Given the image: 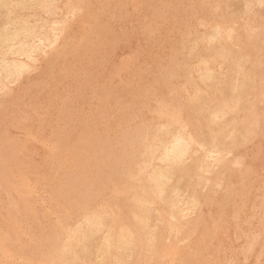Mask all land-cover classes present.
I'll use <instances>...</instances> for the list:
<instances>
[{
  "label": "rangeland",
  "instance_id": "obj_1",
  "mask_svg": "<svg viewBox=\"0 0 264 264\" xmlns=\"http://www.w3.org/2000/svg\"><path fill=\"white\" fill-rule=\"evenodd\" d=\"M55 1L51 0L52 3H50V5H51L50 11L51 10L52 11L50 13L46 14V13L41 12L39 9H36L34 7H26L23 10V14L26 16V18L28 19V22L31 25H35V26L39 27L42 22H45L44 23V29L39 30V33H46L49 39H52L54 37L57 40V41L55 40L56 43H53V45H50V46H48L47 43H44L45 45L41 46V48L37 51L38 53L34 54L33 59L34 58H38V59H34V60H36L35 62H34V60L27 62L28 69L19 76L20 78L18 77L16 79H12V80L7 79V81H6V79L2 78L0 80L1 81L0 82V200L2 201V199H3V201H4V202L0 201V205L1 204L3 205V206L2 205L0 206V209H1L0 210V212H1L0 218L1 219L3 218L2 220L0 219V221H1V223H0V229H1L0 230V234H1L0 238L2 236H6V235L8 236V237H6L7 239L6 238L4 239L7 241L8 244L6 243V241H5V243L4 242L2 243V241H4L3 240L4 237H2L0 239V243L2 244V246L4 244L3 248L0 244V264H13V263L14 264L15 263L16 264H36V263L37 264L38 263L39 264H47V263L48 264H53V263H55V264H60V263H62V264H69V263L70 264H91V263H93V261H92L93 256L90 257L88 259L89 260L88 261L86 258H82L80 256L79 251L77 253V250L76 251L74 250V244H72L69 241V237H70L72 231L75 230V227L77 229L83 228V226L85 224V220L87 217H89L90 215L94 216V215H98V214L104 215L105 218L110 220L111 224H113V225H111V226H113L112 229H114V230L112 231V229H111L110 230L111 233L108 231L102 232V234H101L102 236H100V238L96 241V244L101 242L102 238L113 237L114 235H116L118 233L117 230H119V231L120 230H124V231L126 230V231H130L131 233H134L132 235H133L134 239L136 238L135 240H137L136 241L137 244H135V241H133L134 244H133L132 249H134V248L135 249L134 250L131 249V251H130V254L133 255V253H134V255L132 256V259H131L130 258L131 255L127 254L128 256L125 257V262H123V264H130V263L131 264H137V263L138 264H154V263L159 264L160 262L156 263V262L151 261V260H155V259H156V261H157V259H158V261L162 260L161 263L163 262V264H171V262L173 264H187L189 262H190L189 264H194V262H195V264H198L199 262H200V264L201 263L202 264L203 263L204 264H206V263L207 264H210V263L211 264H216V263L217 264H220V263H222V264H226V263L227 264H236V263L237 264H264V258H263L264 257V255H263V253H264V249H263L264 248L263 247L264 246V242H263L264 241V239H263V236H264V233H263L264 232V185L263 184L264 183H262V181L264 182V171H263L264 170V164H263L264 163V160H263L264 159V151H263L264 150V147H263L264 146V144H263L264 143V135H263L264 134V128H263V126H264V82H263L264 79L263 78L264 77H262V75H264V72H262V71H264L263 70L264 69L263 68L264 67V49H263L264 43L262 45V41L264 40V38H263L264 37V9H262V8H264V0H261V1L260 0H258V1L254 0V2H253V0H236V1L235 0H232V1L231 0H224V2H223V0H215V1L209 0L210 2L208 0H203V1L202 0H196V1L195 0H193V1L189 0L191 2H188V0H60V1L55 0ZM84 1H87V2H84ZM88 1H89V3H88ZM205 1H207V2L205 3ZM211 2H213V3L211 4ZM217 2L219 4H217ZM226 2H228V3H226ZM241 2H243V3H241ZM71 3H72V7H71ZM84 4L87 6H85ZM201 5H204L205 8H202L203 6H201ZM208 5H209V7H208ZM229 5H230V7H228ZM261 6H263V7H261ZM118 7H119V9H118ZM210 7H212V8H210ZM72 8H74V9H72ZM226 8H227V10H225ZM204 9H206L207 11ZM77 10H79L78 11L79 13L77 12ZM230 10H231V12H230ZM76 12L78 15L76 14ZM90 12H91V14H90ZM119 12H121V13H119ZM245 12H247V15L245 14ZM92 13H94V15H92ZM226 13H227V15H225ZM0 14H1V12H0ZM85 15H86V18L84 17ZM89 16L90 17L92 16V17L90 18ZM69 17L73 20H71ZM72 17H74V18H72ZM88 17H89V19H87ZM133 17H135V18H133ZM225 17H227V18H225ZM83 18L85 20L86 19L89 20L90 22L89 21L87 22V20H86V22L84 23ZM210 19H212L211 22L209 21ZM215 20L217 21L218 25H216ZM93 21H94V23H92ZM135 21H137V22H135ZM236 21H237V23H236ZM36 22H38V23H36ZM69 22H71V23H69ZM0 23H1V18H0ZM52 23L57 24L56 31H55L54 35H52V33L49 30ZM83 24H84V26H86V27H84L85 30L83 29ZM214 24H215V26H214ZM250 24H251V26H254V27H250ZM206 26H207V28H206ZM159 27H161V29ZM256 27H258V28H256ZM154 28H155V30H154ZM204 28L206 29L205 31H204ZM212 28H213V30H211ZM254 28H255V30H254ZM154 31H156V32H154ZM200 31H201V33H200ZM82 32H83V34H82ZM158 32H160V33H158ZM206 32L208 33V35H206L207 34ZM212 32L213 33L217 32V33L213 35ZM242 33H243V35H242ZM160 34L162 36H160ZM148 35H150V36L153 35V37H150ZM156 35H157V37H156ZM158 35H159V37H158ZM71 36H72V38H71ZM82 36L85 38V40H83L84 38ZM154 36H155V38H154ZM164 37H165V39H164ZM214 37L216 40L214 39ZM144 38H145V40H144ZM158 38H159V40H158ZM166 38H169L170 40L169 39L167 40ZM179 38H181L180 41L177 40ZM194 38H195V40H194ZM205 38H207V39H205ZM217 38H219V41H220L219 43L216 42V41H218ZM69 39H70V41L72 39L73 40L70 42ZM149 39H150V41H149ZM154 39H155V41H154ZM209 39L211 40L210 42H209ZM141 40H142V42H141ZM157 40H158V42H156ZM163 40L165 43L163 42ZM182 40H184V41H182ZM201 40H202V42H201ZM75 41L77 42V44ZM145 41H146V44H144ZM214 41H215V43H213ZM240 41H242V42H240ZM78 42H79V44H78ZM161 42H163V44ZM177 42H179V45ZM180 42H182V43H180ZM81 43H82V45H81ZM141 43H143V44H141ZM197 43H198V45H197ZM200 43H202L203 45H201ZM62 44L64 46H62ZM149 44H150V46H149ZM152 44H154V45H152ZM194 44H196V45H194ZM77 45H78V47H76ZM169 45H170V49H167L169 47ZM57 46H59V48ZM151 46L155 49H153ZM171 46H173V48ZM66 48H67V50H66ZM194 48H195V51H194ZM75 50H77L78 53H75ZM132 50H133V53H132ZM135 50L137 53H139V55L137 53H136L137 55L135 54ZM209 51L210 52L212 51V52L210 53ZM194 52L195 53L198 52L197 53L198 55L194 54L197 57H195L192 54ZM202 53H204L203 55L206 54L205 55L206 57L202 56ZM56 54L58 56H56ZM153 54H155V55H153ZM190 54H192V55H190ZM199 54H201V55H199ZM69 55H70V57H69ZM73 55H74V58H73ZM261 55L263 58L261 57ZM44 56H47V57L44 58ZM75 56H77V57H75ZM184 56L186 58L188 57L187 60H186V58H184ZM135 57L138 58L137 62H136ZM203 57H204V59H203ZM41 58H43V60H41ZM67 58H68V60H67ZM71 58H73V59H71ZM58 59L61 61H59ZM62 59H63V61H62ZM88 59H90V61ZM144 59H146V60H144ZM183 60H186V62L187 61L188 62L185 63V61H183ZM210 60H213L214 62H210ZM38 61H40V62H38ZM232 61L234 63H232ZM152 62H153V64H152ZM218 62H220V63H218ZM114 63L116 64L115 66H114ZM142 63H143V65H142ZM205 63L207 66L205 65ZM259 63H260V65H259ZM37 64H39V65H37ZM64 64L68 65V66L66 67ZM194 64H196V65H194ZM212 64H214V65H212ZM223 64H224L225 68L223 67ZM59 65H60V67H59ZM62 65H64V66H62ZM110 65L113 66L112 70H111L112 66H110ZM148 65H149V67H146ZM187 65H189V66H187ZM127 66H128V68H127ZM205 66H206V68L210 69L212 72V75H213V81L212 82L213 83L212 82L209 84L203 83L204 84L203 85L202 82H200V80L198 78L199 77L198 73H200L202 71V69L205 68ZM242 66H243V68H242ZM258 66H259V68H258ZM45 67L46 68L48 67V68L46 69ZM61 67H64L63 71L61 70L62 69ZM93 67L96 69H94ZM104 67L105 68L107 67V68L105 69ZM136 67H138V68H136ZM216 67H217V69H216ZM234 67L237 68V70H235ZM119 68H122V70H120ZM177 69L180 71V73L183 71L181 73V75L183 74V77L180 75V73L178 74L179 71ZM221 69H222V71H221ZM30 70H32V71H30ZM45 70H46V72H45ZM171 70H174V71H171ZM175 71H176V73H175ZM240 71L246 75V78H242L240 75H238ZM260 71H261V73H260ZM59 72H60V74H59ZM214 72H216V73H214ZM134 73L136 75H134ZM167 73H168V75H167ZM57 74H58V76H57ZM63 74H65V75H63ZM110 74H111V76H110ZM131 74H133L132 77H131ZM143 75L144 76L146 75L145 76L146 78L143 77ZM164 75L166 76L165 78H167L166 81H164L165 80ZM222 75H224L223 76L224 78L221 77ZM236 75H238L240 77H237ZM54 76H55V78H54ZM136 76L138 78H140V80L142 77V79L145 80V82L143 83V80H141V81L138 80ZM254 76H256L257 78ZM180 77H181V79H180ZM168 78H169V80H168ZM58 79L61 81H59ZM126 79H127V81H126ZM146 79H147V81H146ZM160 79H161V81H160ZM177 79H178V81H177ZM256 79L258 80V82ZM32 80H34V81H32ZM116 80H117V82H116ZM130 80H131V82H130ZM228 80H230V81H228ZM2 81H3V83H2ZM13 81H15V82H13ZM26 81H28L29 84ZM49 81H50V83L51 82L52 83L50 84ZM133 81H134V83H133ZM169 81L171 84L173 82L174 83L171 85L169 83ZM176 81L179 83H177ZM214 81H216L217 84L214 85V83H216ZM34 82L36 84H34ZM119 82H120V84L121 83L122 84L120 85ZM129 82H130V85H129ZM141 82H142V84H141ZM150 82H151V85H150ZM155 82H157V83H155ZM53 83L57 86H55ZM124 83H126V84H124ZM160 83H163V84H160ZM223 83L226 84L227 87L225 85L222 86ZM11 84H13V85H11ZM22 84H23V86H22ZM59 84H61V85H59ZM139 84H141L140 87H139ZM155 84L156 85L159 84V85L156 86ZM3 85H4V87H3ZM122 85H123V88L121 87ZM128 85H129V87H128ZM163 85H164V87H163ZM180 85H181V87H180ZM176 86H178V87H176ZM233 86H234V88H233ZM260 86H262L263 88L262 87L260 88ZM113 87H114V89H113ZM175 87L177 89H175ZM25 88H26V90H25ZM115 88L118 90L121 89L122 91L119 90V92H118V90L116 91ZM135 88H136L137 92H135L136 91ZM170 88H171V90H170ZM223 88L225 89V91ZM32 89H33V91H32ZM123 89L125 90L126 93L123 91ZM198 89L200 91H198ZM220 89H222V91ZM235 89H237V91H238L237 95H236L237 91H235ZM246 89H248V90H246ZM255 89H259L260 91L258 90V92H257V90H255ZM261 89H262V91H261ZM13 90H14V92H13ZM15 90L17 91V93ZM156 90H158V91H156ZM159 90H160V92H159ZM167 90H168V92H167ZM113 91H116V92H113ZM203 91H205L207 93H204ZM245 91H246V93H245ZM2 92H4L5 94L3 95ZM221 92H223V93H221ZM259 92H263V93H259ZM40 93L43 97L40 95ZM151 93H153V94H151ZM161 93H164L163 95L165 97ZM15 94H16V96H14ZM201 94H202V96H201ZM204 94H206V95H204ZM238 94H241V95H239V97H238ZM147 95L149 96V98ZM160 95L163 97L160 98ZM168 95H170L169 97H171V99H170L171 103H170L169 99L167 98ZM210 95H212V96H210ZM230 95H231V97H230ZM176 96H178V97L176 98ZM9 97H10V99H9ZM124 97H126V98H124ZM172 97H173V99H172ZM213 97L216 99H214ZM110 98L113 100H111ZM163 98L164 99L166 98L165 102H164V100L162 102ZM236 98H237V100H236ZM117 99H118V101H117ZM149 99L150 100L153 99L152 100L153 102L152 101L150 102ZM178 99H179V101H177ZM102 100H104V101H102ZM107 100H109V101H107ZM119 100L120 101L122 100V101L120 102ZM216 100H218V101H216ZM147 101H148V103H147ZM188 101H190V102H188ZM254 101H255V103H254ZM106 102H108V104ZM109 102H110V104H109ZM113 102L115 105L113 104ZM180 102H182V103H180ZM208 102H209V104H207ZM234 102H236V103H234ZM161 103L163 105H161ZM175 103H176V105H175ZM256 103H257V106H256ZM103 104H105V105H103ZM118 104L119 105L121 104L122 106L121 105L119 106ZM146 104H148V105H146ZM155 104H157L158 107ZM178 104H179V106H178ZM187 104L190 108L187 106ZM190 104L194 105V108L195 107H197V108L193 109V106H191ZM204 104H207L208 108L202 106ZM260 104L263 106V108ZM185 105H186V107H185ZM105 106H106V108H105ZM169 106H171V107H169ZM176 106H177L178 110L175 108ZM182 106H183V108H182ZM165 107H167V108H165ZM216 107L217 108H224L226 110V113H225V115L220 117L221 121L218 119V120H216V122L212 123V121H209L210 119H208V116H210L209 112L217 109ZM154 108H155V110H154ZM171 108H172V111L175 113H173L171 111ZM214 108H216V109H214ZM110 109H112L113 112ZM167 109H168V111H167ZM183 109L185 111H182ZM198 109H200V110H198ZM209 109L210 110L213 109V110L209 111ZM253 109H254V111H253ZM108 110H110V111H108ZM115 110H117V111H115ZM120 110H121V112H118ZM192 110H193V112H191ZM199 111H201V112H199ZM189 113L191 116L189 115ZM204 113H205V116L203 115ZM156 114H157V116H155ZM167 114L170 116H168ZM172 114H173V116H172ZM108 115H110V116H108ZM161 115H163V116H161ZM201 115L204 117L202 118ZM113 117H115V118H113ZM147 117H149L151 119H149ZM180 117L182 118V120ZM153 118L156 120H154ZM204 118H206L207 120ZM106 119H108V121ZM140 119H142V120H140ZM173 119H175V120H173ZM230 119H231V121H230ZM169 120H170V122H169ZM192 120H194L193 122L195 124L192 122ZM198 120H199V122H198ZM144 121L147 123L146 125H145ZM152 121H154V122H152ZM165 122L167 124L164 125ZM210 122H211V124H210ZM156 124H157V126H156ZM162 124L164 126H160ZM170 124H171V126H170ZM231 124H232V126H231ZM238 124L240 127L238 126ZM198 125H200V126H198ZM141 126H143V128ZM219 126H221L220 129H219ZM252 126H254V127H252ZM147 127H148L149 132L147 131ZM208 127H209V129H208ZM162 128L168 129L169 132L172 134H177V133L185 134L187 132L188 134H190L195 139L196 142L201 141V139L206 140L210 136L211 137L214 136L215 140L213 142V145L215 147H218V150L217 149L216 150L221 155L222 160L220 159L221 157L219 154L217 156L218 158H216V160H214V161H213V159L212 160L207 159L208 156L210 155L211 151H213V149L210 145H208V146L205 145L203 147H199V146L194 145L193 148L190 150L191 153L189 152L190 155L188 154V156L184 162L185 164H183V167L175 174V179H172V181L167 186L166 192L168 193V195L166 194L165 200L163 201V200H159L157 198L151 197L152 198L151 202L148 204L150 206L149 216L151 217V218H149L150 221L148 223L149 224V230H148V229L143 228L141 226V224L139 223V220L137 217H139L140 215H139L138 210L135 208L133 201L135 198H137V196H142L144 191H147V190L150 191V189H151L148 182H145V181H147V173H148L149 169L147 170L146 173H143V174L140 173L139 170L141 169V167L144 166V163H145L144 161H147V154H146L147 146H149L150 143H152L155 139H157V140H159V138L162 139L160 137L159 132H158ZM140 129H141V131H140ZM180 129L182 131H180ZM155 130H156V132H155ZM217 131H218V133H217ZM227 131L229 132V134H227ZM144 132L146 134H144ZM258 132H259V134H258ZM150 133H152L151 134L152 136L150 135ZM195 133H197V134H195ZM140 134H142V135L144 134L143 137L144 136H146V137L143 138L142 135H140ZM249 134H250V136H249ZM252 134H253V136H252ZM153 135H155L156 138ZM199 136H201V137H199ZM239 138H241V139H239ZM143 139H144V141H143ZM259 139H260V141H259ZM151 140H152V142H151ZM246 140H248V141H246ZM137 141L140 143H138ZM225 141H227V142H225ZM258 143H260V144L258 145ZM136 144H138V145H136ZM251 144H252V146H250ZM18 145L21 147V149L19 148ZM22 145L25 146L26 148L24 147L25 149H22L23 148ZM220 145H221V147H220ZM139 146H140V148H139ZM259 146H260L259 150L256 151V147L258 148ZM235 148H236V150H235ZM242 148H243V150H242ZM139 149H141V150H139ZM196 149L200 150V153H198L199 151H196ZM141 151H143L144 153L143 152L140 153ZM221 151H222V153H221ZM241 151H242L243 155L241 154ZM255 151H256V153H255ZM31 152L33 155L31 154ZM203 152H205V153L202 154ZM261 152H263V154ZM26 153H28V154L26 155ZM252 153H254L253 155L255 157L252 156ZM144 154H145V156H144ZM256 154H258V156H256ZM195 155H196V157H194ZM143 156L145 157V160H144ZM251 157H252V159L254 157V160H252ZM25 158L28 161L27 160L23 161V159H25ZM189 158H190V160H189ZM193 158H194V160H193ZM247 158L248 159L250 158V160H252V161L248 160ZM258 158L260 159V161ZM136 159H137V161H136ZM139 159H140V161H139ZM191 159H192V161H191ZM131 161H132V163H131ZM133 161L134 162L136 161L135 162L136 165L134 164ZM193 161H194V163H193ZM219 161H220V163H219ZM29 162H31V163H29ZM38 162H39V164H38ZM128 162H130V163H128ZM188 162L191 163L192 167L189 165ZM196 162H197V164H196ZM206 162H208V165H210L209 169L207 172H202L203 171L202 167L205 165ZM41 163H42V165H40ZM251 163H252V165H251ZM253 163L255 164V166ZM132 164H134V165H132ZM217 164H219V165H217ZM27 165L31 168H29ZM125 165H127V167ZM129 165H131V166H129ZM193 165L194 166L196 165L197 167L196 166L193 167ZM250 165L252 167H250ZM259 165L261 167H259ZM150 166H151L150 167V169H151L152 167H156V166L158 167V166H162V165H160L156 160H153L150 162ZM211 166H212V169H215V170H211L210 169ZM217 166H218V168H217ZM222 166H224V167H222ZM130 167H133L132 168L133 170ZM254 167L257 171L256 170L254 171V169H253ZM26 169L28 171L25 173L24 171H26ZM236 169L237 170L239 169L238 172H236ZM29 170H31L30 171L31 173L29 172ZM225 170H227V171H225ZM16 171H17V174L14 175V173H16ZM20 171H22V172H20ZM42 171L43 172L45 171V172L43 173ZM121 171H123V172H121ZM134 171H135V173H134ZM214 171H215V173H214ZM126 172L128 174H126ZM132 172L134 174H132ZM195 172H197V173H195ZM224 172H226V173H224ZM19 173H21V176L23 175L22 178H21V176L20 177L18 176ZM35 173H37V174H35ZM40 173H42V174H40ZM120 173H122L123 175ZM258 173H259V175H258ZM144 174H146V175H144ZM200 174H203V176ZM226 174H227V176H226ZM27 175H29V176H27ZM36 175L38 178L34 177ZM40 175H42V176L39 177ZM31 176H33V177L31 178ZM141 176H146V177H141ZM184 176L186 179L185 178L183 179ZM191 176H192V178H191ZM204 176H205V178H203V179H205V180H203L201 178ZM24 177L27 179V182H29L28 184L26 182V179H24ZM121 177H122V179H121ZM125 177H127V179H126L127 185L125 184L126 183V181L124 180ZM195 177H197L198 179H196ZM223 177H225V178H223ZM235 177L237 179L234 180ZM256 177L257 178L261 177V178H260V180H258ZM14 178H15V180H14ZM34 178L36 179V181ZM45 178L48 180V182L46 181ZM226 178H228V179H226ZM17 179L19 180V182ZM32 179H33V181H32ZM37 179H40V180H37ZM138 179L140 181H138ZM253 179H254L255 183L253 182ZM256 179H257V181H255ZM23 180H24V183H22ZM200 180H202V181H200ZM132 181L134 183H132ZM205 181L206 182L208 181V182L205 183ZM209 181H210V184H209ZM223 181H225V183ZM25 182H26V185H25ZM46 182H47V184H46ZM123 182H125V183H123ZM173 182H175V183H173ZM184 182H186L188 184H186ZM201 182L204 185L201 184ZM19 183H22V184H19ZM42 183L44 184L43 188H41ZM131 183L133 186H131ZM182 183H183V185H182ZM17 184L21 185L22 188L20 186H19V188H17L18 187ZM31 184H32V186H31ZM33 184H36V185H33ZM39 184H41V186H39ZM136 184H137V186H136ZM198 184H199V187L197 186ZM245 184L248 185V187ZM29 185L32 188L31 191H33V192H31V191L29 192V190H30ZM121 185H123V186H121ZM205 185H206V187H204ZM27 186L29 187L28 189L25 188ZM127 186H129V187L127 188ZM172 186H173V188H172ZM242 186H243V188H242ZM14 187H15V189H14ZM109 187H110V189H109ZM122 187H124V189ZM183 187H185V188H183ZM225 187H226V189H225ZM237 187H238V189H237ZM239 187H240V189H239ZM33 188L34 189L36 188V189L33 190ZM38 188H40V191ZM120 188H122V190H120ZM168 188H170L171 190ZM192 188H194V189H192ZM209 188H211L212 190ZM184 189L186 192L184 191ZM223 189H225V190H223ZM244 189H246V190H244ZM247 189H249V190H247ZM262 189H263V191H261ZM109 190H110V192H109ZM191 190L193 192H191ZM201 190L204 192H202ZM242 190H243V193H242ZM15 191L17 194L15 193ZM119 191H121V192H119ZM174 191H178L179 195H181L180 196L181 199L183 198V200H185V201H188V202L190 201L189 204L192 207L186 209V207L181 205V207H179L178 212L172 214V212L170 211V208H168L167 205H169V207H170V201H171L170 197H172L171 192H174ZM180 191L182 192V194H180L181 193ZM196 191H198V192L196 193ZM253 191H255V192H253ZM190 192H191V194H190ZM201 192H202V195L204 197L201 195ZM212 192H214V193H212ZM224 192H225L226 196L224 195ZM19 193L21 194L22 197L20 196ZM186 193L191 195V196L187 195ZM194 193H196V196H192V195H195ZM198 193H199V195H198ZM244 193H247V194H244ZM22 194H25V195H22ZM122 194H124V195H122ZM208 194H209V196H208ZM254 194H256V195H254ZM18 195H19V197H18ZM112 195H114L116 198ZM239 195H241V196L238 197ZM8 196H10V197H8ZM27 196H28V198H27ZM97 196H98V198H97ZM105 196H106V198H105ZM134 196H135V198H134ZM109 197L111 200L109 199ZM229 197H231V198H229ZM246 197H247V199H245ZM8 198L10 199V202H9ZM23 198H25V199L27 198V199L25 200ZM118 198L121 200L119 201ZM188 198H189V200H188ZM17 200H18V202H17ZM25 201H27L28 204L27 203L26 204L29 206V209H28V206H25L26 205ZM48 201L49 202L51 201V202L48 203ZM88 201H89V203H88ZM124 201L127 203H125ZM209 201H211V202H209ZM219 201H221V202H219ZM6 202H9L8 203L9 205ZM120 202H122V203H120ZM159 202H161V204ZM255 202L259 206H257ZM30 203H31V206L34 207V208L32 207L33 209L31 208ZM87 203L89 205H87ZM116 203L119 205H117ZM196 203H198V204H196ZM11 204L13 205V208H12V206H10ZM21 204H24V209L26 208L25 210L22 209L23 206ZM90 204H91V206H90ZM104 204L106 206L103 208ZM122 204L125 205V210L123 208L124 205H122ZM162 204H163V206H161ZM194 204H196V205H194ZM220 204H223V205H220ZM245 204H247V205H245ZM47 205L50 207H48ZM51 205L53 206V208H51ZM107 205H111L114 208H112L111 206H107ZM6 206L11 207V208H7ZM85 206L90 208V209L92 207V210L94 209L93 212L91 210L87 209ZM100 206H102V207H100ZM204 206H206V207H204ZM223 206H225V207H223ZM238 206L240 207L242 212L240 211ZM245 206H246V209H245ZM83 207L85 210L83 209ZM95 207H96V209H95ZM130 207L133 209H131ZM164 207L167 209H165ZM230 207H232V208L230 209ZM41 208H44L46 211H49V213L44 211V209H41ZM108 208L111 210H109ZM126 208H128V209H126ZM184 208L186 211L188 210V212H185ZM234 208H236V209H234ZM21 209L23 212L21 211ZM6 210H7V212H6ZM8 210H10V211L8 212ZM101 210H103V211H101ZM155 210H156V212H155ZM252 210L254 212H252ZM24 211H26L27 213ZM41 211H43V212H41ZM106 211L108 212V214L106 213ZM181 211H184V212H181ZM191 211H193V212H191ZM250 211H251V213H250ZM33 212H34V214H38V215H34ZM45 212L48 214V217H47ZM51 212H52V214H50ZM73 212H75V213L73 214ZM111 212H112V214H111ZM118 212H120V214ZM136 212H137V214H136ZM217 212L219 214L221 213V216ZM261 212H263V213H261ZM11 213H14L16 215L18 214L17 215L18 218L16 216H14V214L12 215V218H11L10 217ZM20 213H23V214H21L22 216L20 215ZM44 213H45V215H44ZM53 213L57 214V215L54 216ZM124 213H126V214H124ZM216 213L219 215V217H216L217 216V215H215ZM224 213L226 215H229V216L227 217ZM235 213H238V214L236 215ZM4 214L6 215V217H3ZM27 214L30 215L32 218L30 219V216H28ZM106 214L108 215V217ZM194 214L197 217L196 216L194 217ZM33 215H34V217L38 216V219H37V217L34 218ZM41 215H43L44 217L43 216L41 217ZM74 215H76L75 216L76 218L73 217ZM113 215H114V217H113ZM129 215L130 216L132 215L131 216L132 218H128V217H130ZM136 215H137V217H136ZM157 215H159V216L156 217ZM182 215L183 216L186 215V216L183 217ZM109 216H110V218H109ZM152 216H154V217H152ZM223 216H225V217H223ZM234 216H236V217H234ZM250 216H252V217H250ZM25 217L27 219L29 218L28 220L31 221V222H28V224H30V225L26 224L28 220H25L26 219ZM188 217L189 218L193 217V219H188ZM259 217H261L262 219ZM15 218H17V219H15ZM33 218L35 220H37L39 222V224H38V222H36V225H35V220H33ZM68 218H70V219H68ZM111 218H112V220H111ZM153 218H154V220H153ZM186 218H187V221H186ZM221 218L224 220H222ZM5 219L10 220V221L7 222V220H5ZM64 219L65 220L67 219V220L65 221ZM76 219L77 220L79 219V220L77 221ZM113 219H114V221H113ZM160 219H161V222H163V223H160ZM255 219H257L258 221ZM63 220H64V222H61ZM68 220H71V221H68ZM130 220L132 221L133 224L131 223ZM165 220H166V222H165ZM167 220H169V221H167ZM248 220H251L252 223H251V221L249 223ZM42 221H44V223ZM47 221H48V223H46ZM154 221H156V222H154ZM230 221H232V222H230ZM259 221H260V223H258ZM3 222H4V224H3ZM11 222H13V224H10ZM21 222H23V223H21ZM81 222L82 223L84 222V223L81 224ZM126 222H128V223H126ZM151 222L152 223L154 222V223L152 224ZM194 222H196V224ZM204 222H206V223L203 224ZM233 222H234V224L237 223V225H234ZM7 223L9 225H11V227ZM208 223H213V224H208ZM243 223H245L246 225ZM247 223H249V224H247ZM33 224L36 226V228H34L35 226ZM40 224L45 225V226L43 225L44 229L41 228L42 226L40 227ZM72 224H75V225H72ZM130 224H131L132 228H130ZM157 224H159V225H157ZM160 224H161V227H160ZM164 224H166V226ZM197 224H198V226H197ZM239 224L240 225L242 224V226L239 227ZM21 225L22 226L25 225V227L24 226L21 227ZM49 225H50V227H49ZM52 225H53V227H52ZM69 225H72V226H69ZM79 225H80V227H79ZM183 225H184V227H183ZM259 225H261L260 227L262 230L260 229ZM7 226H8V229L10 228V230H11V228H13V230H11V232H10V230L7 229ZM119 226H121V227H119ZM134 226H136V227H134ZM152 226L153 227L155 226V227L153 228ZM202 226H204L203 230H201V228H203ZM219 226H220V229H219ZM247 226H248V230L245 229V228H247ZM158 227L161 229H159ZM194 227L196 230H194ZM198 227H199V230H198ZM212 227H213V229H212ZM22 228H24L25 230L27 229L28 231L27 230L25 231ZM50 228L52 230H49ZM66 228H68L70 230H68ZM163 228L165 230H163ZM216 228H218L219 230ZM233 228H235V229H233ZM15 229L18 230V233H19L18 235H17ZM37 229H38V231H37ZM41 229H42V231H41ZM153 229H156V231L153 232ZM210 229L215 230L216 233L218 232L217 235L213 231L210 234V231H211ZM228 229H229V231H228ZM259 229H260V231H259ZM21 230L24 232L22 233ZM208 230H210V231H208ZM246 230H247V232H246ZM55 231H57V232H55ZM163 231H164V233H163ZM54 232H55V235L52 234ZM140 232L142 233V235ZM170 232H172V233H170ZM190 232L193 234L190 235ZM224 232H226V233H224ZM249 232H250V234H248ZM251 232H253V233H251ZM3 233H4V235H2ZM10 233L15 234V235H12ZM25 233H26V236L24 235ZM112 233H113V235H112ZM173 233L175 236L173 235ZM195 233L198 234V238L200 237V239L196 238L198 240V242H196L197 240L194 237V236L197 237V235H195ZM203 233H205V236L203 235ZM208 233L210 234L209 236L207 235ZM212 233L214 235V238L212 236ZM222 233H223V235H222ZM8 234H10L11 236ZM20 234L21 235L23 234V236H21ZM159 234H160V236L162 235L164 238L162 236L159 237ZM179 234H180V237H179ZM244 234H247V235L245 236ZM157 235H158V237H157ZM170 235L173 236L174 239H173V237H170ZM15 236H17V237H15ZM28 236H30V237H28ZM55 236L58 239H56ZM167 236H168V238H166ZM211 236L213 239L211 238ZM236 236H238V237H236ZM21 237L24 241H22V239H21V243H18V242H20L19 240ZM145 237H146V239H145ZM10 238L11 239L18 238V239H15L12 241ZM188 238H189V240H188ZM237 238H239V239H237ZM28 239L31 240L32 242L29 241ZM206 239H209V240H206ZM166 240H167V242H166ZM14 241H15V243L13 244ZM62 241H63V243H62ZM172 241H174V244H175L174 247H173ZM176 241H177V243H175ZM22 242L24 243L23 245H22ZM141 242H143V243H141ZM160 242L162 244L166 243L167 245L164 244V246H163ZM185 242H187V245ZM188 242L190 245L192 244L191 247H190V245H188ZM192 242H195V243H192ZM260 242H261V244H260ZM10 243H12V244H10ZM157 243H159L158 246H157ZM196 243L200 244V245L198 244L200 249L198 248ZM202 243H204V244H202ZM206 243H209V244L207 245ZM212 243L217 244L218 246L220 245V246L217 249V245H214V244L211 245ZM57 244L60 247H58ZM144 244H146V245H144ZM148 244H149V246H148ZM176 244H178V246ZM201 244L204 245L203 247H206L207 249L201 248L202 247ZM205 244H206V246H205ZM247 244H249L250 246ZM20 245L23 247V249ZM221 245H223L225 247H223ZM6 246L9 247L8 248L9 251L5 250V249H7ZM14 246H16V247H14ZM19 246H20V248H18ZM54 246H56V247H54ZM184 246H186V247H184ZM243 246H245V247H243ZM4 247H6V248H4ZM147 247H150V248H148L149 252H147L148 251ZM54 248H56V249H54ZM169 248H170V250H169ZM187 248H191V252H190V249L188 251ZM211 248H213L214 250ZM246 248H247V250H246ZM12 249H13L15 254L13 253ZM145 249H146V251H145ZM153 249H155V250H153ZM180 249H182V251ZM183 249L185 250V252H183ZM196 249H197V251H196ZM201 249H203L205 252ZM248 249H250V250H248ZM1 250L3 252H1ZM56 250H60V251H56ZM199 250L201 251V253L199 252ZM19 251L23 254H21ZM65 251H70L71 253H74V252L77 253L76 254V259H77L76 263L70 262L71 260H69V259L71 256L68 257L69 255L68 254L66 255ZM139 251H140V253H139ZM162 251H164V253H163L164 255L162 254ZM166 251L168 254L166 253ZM202 251L204 254L202 253ZM222 251H223V254H222ZM249 251L251 252V254L249 253ZM253 251H255L257 253H254ZM260 251H262V252H260ZM6 252H9V253H6ZM53 252H54L55 256L53 255ZM142 252H144V253H142ZM158 252H159V254H157ZM175 252H176V254H175ZM186 252H188L189 256L194 261L188 256V254ZM243 252H244V255H243ZM5 253H6V255H5ZM113 253H111L112 254L111 257L108 258V260H107L108 262L106 261L105 264H108V263L109 264L110 263L115 264V261H114L115 258L114 257L116 255H115V253L114 254ZM146 253H147V255H145L146 257L143 260L144 256H142V255H144ZM153 253L155 254V256ZM194 253H197V254L194 255ZM58 254H59V257H58ZM165 254H167L168 257L165 256ZM205 254L206 255L208 254L207 257ZM209 254H210V256H209ZM232 254L237 256V257H239V254H240V257L239 258L234 257ZM261 254L263 255V257ZM135 255H137L138 257ZM157 255L158 256L160 255L159 258L156 257ZM161 255H163V256H161ZM176 255H178V257H176ZM185 255H187V257ZM191 255L195 256V258H193ZM204 255H205V257H204ZM24 256L27 259H25ZM53 256H54V258H53ZM139 256H141V258H139ZM147 256H149V257H147ZM180 256H181V258H180ZM243 256L245 258H243ZM253 256H255V257H253ZM42 257H44L45 262L43 260H41V259H43ZM218 257H220V258H218ZM60 258H61V260H59ZM64 258L65 259L67 258V259L65 260ZM134 258L136 261L137 260L138 261L137 262L134 261ZM170 258H171V260H170ZM187 258H188V260H187ZM78 259H80L81 261ZM83 259L85 262L83 261ZM129 259H131V260L129 261ZM163 259H164V261H163ZM175 259L177 261L179 259V262L177 263V261ZM215 259H216V261H215ZM217 259L219 262L217 261ZM127 260L129 263L126 262ZM220 260H221V262H220ZM240 260L241 261L243 260V261L241 262ZM22 261L24 263H21ZM25 261H26V263H25ZM144 261H146L147 263ZM169 261H170V263H169ZM134 262H136V263H134Z\"/></svg>",
  "mask_w": 264,
  "mask_h": 264
},
{
  "label": "bare ground",
  "instance_id": "obj_2",
  "mask_svg": "<svg viewBox=\"0 0 264 264\" xmlns=\"http://www.w3.org/2000/svg\"><path fill=\"white\" fill-rule=\"evenodd\" d=\"M53 1V0H52ZM55 1V0H54ZM57 1H60V0H57ZM191 1H193V0H191ZM191 1H189L188 0V2H191ZM196 1V0H195ZM203 1V0H202ZM209 1V0H208ZM212 1H215V0H212ZM232 1V0H231ZM236 1V0H235ZM258 1V0H257ZM256 1V2H257ZM261 1V0H260ZM56 2V1H55ZM84 2H87V1H84ZM98 2V1H97ZM148 2V1H147ZM187 2V3H188ZM207 1H205V3H206ZM210 2V1H209ZM223 2H224V0H223ZM246 2V1H245ZM253 2H254V0H253ZM50 3H52L51 2V0H0V12H1V14H0V18H1V25H0V80L2 79V78H4V79H6V81H7V79H10V80H12V79H16V78H18L22 73H24L27 69H28V64H27V62L28 61H32V60H34V59H38V58H34L33 59V57H34V54L35 53H38L37 51L41 48V46H43V45H45L44 43H47V45L48 46H50V45H53V43H56L55 42V38L53 37L52 39H49L48 38V36H47V34L46 33H39V30H43L44 29V23L45 22H42L41 23V25L39 26V27H37V26H35V25H31L29 22H28V19L26 18V16L23 14V10L26 8V7H34V8H36V9H39L41 12H44V13H50L51 11H50ZM54 3V2H53ZM88 3H89V1H88ZM92 3V2H91ZM213 2H211V4H212ZM221 3V2H220ZM226 3H228V2H226ZM239 3V2H238ZM241 3H243V2H241ZM247 3V2H246ZM258 3V2H257ZM256 3V4H257ZM95 4V3H94ZM215 4V3H214ZM217 4H219L218 2H217ZM222 4V3H221ZM245 4V3H244ZM263 4V3H262ZM53 5V4H52ZM85 5V4H84ZM92 5V4H91ZM172 5V4H171ZM205 5V4H204ZM204 5H201V6H203L202 8H205L204 7ZM246 5V4H245ZM255 5V4H254ZM85 6H87V5H85ZM84 6V7H85ZM94 6V5H93ZM243 6V5H242ZM241 6V7H242ZM252 6V5H251ZM256 6V5H255ZM71 7H72V3H71ZM76 7V6H75ZM79 7V6H78ZM207 7V6H206ZM208 7H209V5H208ZM228 7H230V5L228 6ZM248 7V6H247ZM250 7V6H249ZM261 7H263V6H261ZM260 7V8H261ZM87 8V7H86ZM96 8V7H95ZM210 8H212V7H210ZM209 8V9H210ZM223 8V7H222ZM221 8V9H222ZM239 8V7H238ZM72 9H74V8H72ZM82 9V8H81ZM80 9V10H81ZM91 9V8H90ZM110 9V8H109ZM118 9H119V7H118ZM117 9V10H118ZM144 9V8H143ZM208 9V8H207ZM242 9V8H241ZM262 9H264V8H262ZM83 10V9H82ZM92 10V9H91ZM116 10V9H115ZM139 10V9H138ZM204 10H206V9H204ZM220 10V9H219ZM225 10H227V8L225 9ZM245 10V9H244ZM74 11V10H73ZM79 10H77V12H78ZM88 11V10H87ZM97 11V10H96ZM113 11V10H112ZM207 11V10H206ZM213 11V10H212ZM216 11V10H215ZM229 11V10H228ZM257 11V10H256ZM77 12H76V14H77ZM105 12V11H104ZM140 12V11H139ZM218 12V11H217ZM227 12V11H226ZM230 12H231V10H230ZM79 13V12H78ZM119 13H121V12H119ZM249 13V12H248ZM254 13V12H253ZM43 14V13H42ZM69 14V13H68ZM89 14V13H88ZM90 14H91V12H90ZM230 14V13H229ZM245 14L247 15V12H245ZM45 15V14H44ZM73 15V14H72ZM78 15V14H77ZM92 15H94V13H92ZM225 15H227V13L225 14ZM231 15V14H230ZM241 15V14H240ZM68 16V15H67ZM71 16V15H70ZM76 16V15H75ZM74 16V17H75ZM221 16V15H220ZM36 17V16H35ZM74 17H72V18H74ZM85 18H86V15L84 16ZM90 17V16H89ZM89 17L87 18V19H89ZM92 17V16H91ZM90 17V18H91ZM216 17V16H215ZM242 17V16H241ZM70 18V17H69ZM133 18H135V17H133ZM212 18V17H211ZM225 18H227V17H225ZM248 18V17H247ZM71 19V18H70ZM69 19V20H70ZM84 19V18H83ZM86 19V20H87ZM93 19V18H92ZM209 19V18H208ZM218 19V18H217ZM221 19V18H220ZM235 19V18H234ZM250 19V18H249ZM71 20H73V19H71ZM86 20L84 19V23L86 22ZM211 20L212 19H210L209 21L211 22ZM89 20H87V22H88ZM138 21V20H137ZM137 21H135V22H137ZM247 21V20H246ZM245 21V22H246ZM90 22V21H89ZM214 22V21H213ZM212 22V23H213ZM215 22H216V25H218L217 24V21L215 20ZM214 22V23H215ZM242 22V21H241ZM34 23V22H33ZM36 23H38V22H36ZM69 23H71V22H69ZM92 23H94V21L92 22ZM96 23V22H95ZM156 23V22H155ZM206 23V22H205ZM236 23H237V21H236ZM243 23V22H242ZM64 24V23H63ZM89 24V23H88ZM90 25V24H89ZM144 25V24H143ZM146 25V24H145ZM208 25V24H207ZM248 25V24H247ZM56 26H57V24L56 23H52V25H51V27H50V32L52 33V35H54V33H55V31H56ZM148 26V25H147ZM155 26V25H154ZM214 26H215V24H214ZM84 27H86V26H84V24H83V29H84ZM144 27V26H143ZM201 27V26H200ZM199 27V28H200ZM212 27V26H211ZM250 27H254V26H251V24H250ZM70 28V27H69ZM146 28V27H145ZM160 29H161V27H159ZM206 28H207V26H206ZM210 28V27H209ZM246 28V27H245ZM256 28H258V27H256ZM78 29V28H77ZM151 29V28H150ZM203 29V28H202ZM248 29V28H247ZM262 29V28H261ZM75 30V29H74ZM85 30V29H84ZM146 30V29H145ZM149 30V29H148ZM147 30V31H148ZM154 30H155V28H154ZM206 29L204 28V31H205ZM211 30H213V28L211 29ZM254 30H255V28H254ZM263 30V29H262ZM70 31V30H69ZM202 31V30H201ZM201 31H200V33H201ZM208 31V30H207ZM220 31V30H219ZM248 31V30H247ZM258 31V30H257ZM73 32V31H72ZM79 32V31H78ZM144 32V31H143ZM154 32H156V31H154ZM161 32V31H160ZM160 32H158V33H160ZM165 32V31H164ZM170 32V31H169ZM172 32V31H171ZM215 32V31H214ZM229 32V31H228ZM249 32V31H248ZM76 33V32H75ZM145 33V32H144ZM207 33V32H206ZM213 33V32H212ZM211 33V34H212ZM217 33V32H216ZM216 33H213V35L214 34H216ZM251 33V32H250ZM74 34V33H73ZM77 34V33H76ZM82 34H83V32H82ZM143 34V33H142ZM152 34V33H151ZM164 34V33H163ZM205 34V33H204ZM56 35V34H55ZM169 35V34H168ZM181 35V34H180ZM183 35V34H182ZM199 35V34H198ZM206 35H208V33L206 34ZM242 35H243V33H242ZM58 36V35H57ZM75 36V35H74ZM84 36V35H83ZM82 36V37H83ZM142 36V35H141ZM144 36V35H143ZM148 36H150V35H148ZM160 36H162L161 34H160ZM165 36V35H164ZM186 36V35H185ZM184 36V37H185ZM189 36V35H188ZM217 36V35H216ZM219 36V35H218ZM245 36V35H244ZM247 36V35H246ZM81 37V38H82ZM138 37V36H137ZM150 37H153V35L152 36H150ZM156 37H157V35H156ZM158 37H159V35H158ZM181 37V36H180ZM183 37V38H184ZM190 37V36H189ZM200 37V36H199ZM203 37V36H202ZM71 38H72V36H71ZM74 38V37H73ZM84 38V37H83ZM82 38V39H83ZM134 38V37H133ZM132 38V39H133ZM154 38H155V36H154ZM173 38V37H172ZM171 38V39H172ZM198 38V37H197ZM201 38V37H200ZM209 38V37H208ZM229 38V37H228ZM264 38V37H263ZM262 38V39H263ZM58 39V38H57ZM66 39V38H65ZM68 39V38H67ZM79 39V38H78ZM148 39V38H147ZM152 39V38H151ZM157 39V38H156ZM164 39H165V37H164ZM167 40L169 39V38H166ZM174 39V38H173ZM172 39V40H173ZM180 39L181 38H179V39H177L178 41H180ZM204 39V38H203ZM205 39H207V38H205ZM211 39V38H210ZM209 39V42L211 41ZM214 39H215V37H214ZM213 39V40H214ZM218 39V41H216L217 43H219L220 41H219V38H217ZM221 39V38H220ZM59 40V39H58ZM64 40V39H63ZM73 40V39H72ZM71 40V41H72ZM80 40V39H79ZM83 40H85V38L83 39ZM144 40H145V38H144ZM153 40V39H152ZM158 40H159V38H158ZM158 40L156 41V42H158ZM170 40V39H169ZM194 40H195V38H194ZM199 40V39H198ZM216 40V39H215ZM251 40V39H250ZM57 41V40H56ZM69 41H70V39H69ZM70 41V42H71ZM78 41V40H77ZM81 41V40H80ZM149 41H150V39H149ZM154 41H155V39H154ZM174 41V40H173ZM182 41H184V40H182ZM186 41V40H185ZM188 41V40H187ZM191 41V40H190ZM246 41V40H245ZM76 42V41H75ZM141 42H142V40H141ZM144 42V41H143ZM155 42V43H156ZM163 42H164V40H163ZM163 42H161L162 44H163ZM171 42V41H170ZM175 42V41H174ZM193 42V41H192ZM195 42V41H194ZM201 42H202V40H201ZM240 42H242V41H240ZM249 42V41H248ZM247 42V43H248ZM68 43V42H67ZM151 43V42H150ZM165 43V42H164ZM178 43V45H179V42H177ZM180 43H182V42H180ZM186 43V42H185ZM213 43H215V41L213 42ZM263 43H264V40L262 41V45H263ZM61 44V43H60ZM69 44V43H68ZM76 44H77V42H76ZM78 44H79V42H78ZM141 44H143V43H141ZM144 44H146V41H145V43ZM167 44V43H166ZM172 44V43H171ZM170 44V45H171ZM176 44V43H175ZM187 44V43H186ZM185 44V45H186ZM193 44V43H192ZM201 45H203L202 43H200ZM55 45V44H54ZM57 45V44H56ZM81 45H82V43H81ZM152 45H154V44H152ZM170 45H169V47L167 48V49H170ZM188 45V44H187ZM186 45V46H187ZM194 45H196V44H194ZM197 45H198V43H197ZM216 45V44H215ZM62 46H64L63 44H62ZM73 46V45H72ZM144 46V45H143ZM149 46H150V44H149ZM174 46V45H173ZM173 46H171L172 48H173ZM177 46V45H176ZM193 46V45H192ZM230 46V45H229ZM58 48H59V46H57ZM76 47H78V45L76 46ZM81 47V46H80ZM79 47V48H80ZM152 47V46H151ZM200 47V46H199ZM205 47V46H204ZM45 48V47H44ZM50 48V47H49ZM62 48V47H61ZM137 48V47H136ZM135 48V49H136ZM153 48V47H152ZM196 48V47H195ZM195 48H194V51H195ZM81 49V48H80ZM148 49V48H147ZM153 49H155V48H153ZM188 49V48H187ZM264 49V48H263ZM45 50V49H44ZM54 50V49H53ZM52 50V51H53ZM66 50H67V48H66ZM72 50V49H71ZM78 50V49H77ZM77 50H75V53H78L77 52ZM186 50V49H185ZM213 50V49H212ZM42 51V50H41ZM59 51V50H58ZM80 51V50H79ZM188 51V50H187ZM190 51V50H189ZM193 51V50H192ZM216 51V50H215ZM257 51V50H256ZM65 52V51H64ZM73 52V51H72ZM191 52V51H190ZM189 52V53H190ZM200 52V51H199ZM210 52V51H209ZM212 52V51H211ZM210 52V53H211ZM217 52V51H216ZM66 53V52H65ZM71 53V52H70ZM132 53H133V50H132ZM137 52H136V50H135V54H136ZM182 53V52H181ZM188 53V52H187ZM198 53V52H197ZM197 53H192L193 55L195 54H197ZM235 53V52H234ZM68 54V53H67ZM138 55H139V53H137ZM136 54V55H137ZM192 54H190V55H192ZM204 53H202V56H205V55H203ZM221 54V53H220ZM44 55V54H43ZM71 55V54H70ZM70 55H69V57H70ZM76 55V54H75ZM153 55H155V54H153ZM194 55V56H195ZM198 55V54H197ZM199 55H201V54H199ZM219 55V54H218ZM40 56V55H39ZM56 56H58L57 54H56ZM60 56V55H59ZM83 56V55H82ZM85 56V55H84ZM114 56V55H113ZM151 56V55H150ZM187 56V55H186ZM193 56V57H194ZM41 57V56H40ZM45 57H47V56H44V58ZM75 57H77V56H75ZM152 57V56H151ZM191 57V56H190ZM192 57V58H193ZM195 57H197V56H195ZM206 57V56H205ZM209 57V56H208ZM213 57V56H212ZM261 57H262V55H261ZM66 58V57H65ZM73 58H74V55H73ZM73 58H71V59H73ZM136 58V62H137V57H135ZM134 58V59H135ZM184 58H186L185 56H184ZM188 58V57H187ZM187 58H186V60H187ZM202 58V57H201ZM259 58V57H258ZM263 58V57H262ZM82 59V58H81ZM85 59V58H84ZM143 59V58H142ZM191 59V58H190ZM203 59H204V57H203ZM217 59V58H216ZM219 59V58H218ZM231 59V58H230ZM229 59V60H230ZM41 60H43V58H41ZM40 60V61H41ZM59 60V59H58ZM67 60H68V58H67ZM70 60V59H69ZM89 61H90V59H88ZM87 60V61H88ZM114 60V59H113ZM140 60V59H139ZM144 60H146V59H144ZM186 60H183V61H185V63H187L186 62ZM189 60V59H188ZM208 60V59H207ZM36 60H34V62H35ZM40 61H38V62H40ZM59 61H61V60H59ZM62 61H63V59H62ZM191 61V60H190ZM198 61V60H197ZM201 61V60H200ZM220 61V60H219ZM258 61V60H257ZM256 61V62H257ZM112 62V61H111ZM114 62V61H113ZM147 62V61H146ZM145 62V63H146ZM210 62H214L213 60H210ZM251 62V61H250ZM64 63V62H63ZM88 63V62H87ZM218 63H220V62H218ZM229 63V62H228ZM232 63H234L233 61H232ZM241 63V62H240ZM244 63V62H243ZM262 63V62H261ZM57 64V63H56ZM55 64V65H56ZM62 64V63H61ZM66 64V63H65ZM64 64V65H65ZM106 64V63H105ZM111 64V63H110ZM152 64H153V62H152ZM190 64V63H189ZM204 64V63H203ZM202 64V65H203ZM210 64V63H209ZM227 64V63H226ZM225 64V65H226ZM230 64V63H229ZM228 64V65H229ZM258 64V63H257ZM37 65H39V64H37ZM48 65V64H47ZM64 65H62V66H64ZM96 65V64H95ZM108 65V64H107ZM116 64L114 63V66H115ZM142 65H143V63H142ZM146 65V64H145ZM182 65V64H181ZM180 65V66H181ZM194 65H196V64H194ZM205 65H206V63H205ZM212 65H214V64H212ZM218 65V64H217ZM235 65V64H234ZM259 65H260V63H259ZM44 66V65H43ZM51 66V65H50ZM66 67L68 66V65H65ZM104 66V65H103ZM110 66H112V65H110ZM109 66V67H110ZM187 66H189V65H187ZM207 66V65H206ZM206 66H205V68L204 69H202V71L200 72V73H198L199 74V80H200V82H202V84L203 83H211L212 81H213V75H212V72H211V70L210 69H208V68H206ZM59 67H60V65H59ZM145 67V66H144ZM146 67H149V65L148 66H146ZM212 67V66H211ZM223 67H224V64H223ZM229 67V66H228ZM238 67V66H237ZM248 67V66H247ZM252 67V66H251ZM263 67V66H262ZM39 68V67H38ZM46 68V67H45ZM48 68V67H47ZM46 68V69H47ZM62 69V71H63V68L64 67H61ZM90 68V67H89ZM94 68V67H93ZM105 68V67H104ZM103 68V69H104ZM107 68V67H106ZM105 68V69H106ZM127 68H128V66H127ZM136 68H138V67H136ZM196 68V67H195ZM201 68V67H200ZM225 68V67H224ZM235 68V67H234ZM242 68H243V66H242ZM256 68V67H255ZM258 68H259V66H258ZM261 68V67H260ZM264 68V67H263ZM30 69V68H29ZM44 69V68H43ZM52 69V68H51ZM94 69H96V68H94ZM93 69V70H94ZM113 69V66L111 67V70ZM120 70H122V68H119ZM140 69V68H139ZM138 69V70H139ZM183 69V68H182ZM216 69H217V67H216ZM60 70V69H59ZM92 70V71H93ZM108 70V69H107ZM110 70V69H109ZM175 70V69H174ZM174 70H171V71H174ZM178 70V69H177ZM227 70V69H226ZM233 70V69H232ZM235 70H237V68H235ZM234 70V71H235ZM245 70V69H244ZM247 70V69H246ZM264 70V69H263ZM30 71H32V70H30ZM29 71V72H30ZM57 71V70H56ZM179 71V70H178ZM177 71V72H178ZM195 71V70H194ZM197 71V70H196ZM199 71V70H198ZM215 71V70H214ZM221 71H222V69H221ZM231 71V70H230ZM257 71V70H256ZM45 72H46V70H45ZM61 72V71H60ZM60 72H59V74H60ZM107 72V71H106ZM111 72V71H110ZM120 72V71H119ZM124 72V71H123ZM139 72V71H138ZM137 72V73H138ZM183 72V71H182ZM181 72V73H182ZM193 72V71H192ZM191 72V73H192ZM237 72V71H236ZM245 72V71H244ZM262 72H264V71H262ZM171 73V72H170ZM175 73H176V71H175ZM180 73V71L178 72V74ZM181 73H180V75H181ZM214 73H216V72H214ZM222 73V72H221ZM252 73V72H251ZM258 73V72H257ZM260 73H261V71H260ZM27 74V73H26ZM62 74V73H61ZM116 74V73H115ZM120 74V73H119ZM130 74V73H129ZM141 74V73H140ZM218 74V73H217ZM220 74V73H219ZM231 74V73H230ZM235 74V73H234ZM237 74V73H236ZM255 74V73H254ZM263 74V73H262ZM63 75H65V74H63ZM109 75V74H108ZM118 75V74H117ZM128 75V74H127ZM126 75V76H127ZM132 75L133 74H131V77H132ZM134 75H136L135 73H134ZM167 75H168V73H167ZM173 75V74H172ZM171 75V76H172ZM176 75V74H175ZM215 75V74H214ZM227 75V74H226ZM233 75V74H232ZM238 75H240L242 78H246V75L244 74V73H242L241 71L239 72V74ZM238 75H236L237 77H240V76H238ZM256 75V74H255ZM23 76V75H22ZM27 76V75H26ZM56 76V75H55ZM55 76H54V78H55ZM57 76H58V74H57ZM110 76H111V74H110ZM146 76V75H145ZM144 75H143V77H145ZM182 77H183V74L181 75ZM186 76V75H185ZM220 76V75H219ZM224 75H222L221 77H223ZM228 76V75H227ZM226 76V77H227ZM235 76V77H236ZM37 77V76H36ZM61 77V76H60ZM65 77V76H64ZM63 77V78H64ZM137 77V76H136ZM166 76L164 75V78H165ZM254 77H256V76H254ZM262 77H264V75H262ZM20 78V77H19ZM58 78V77H57ZM122 78V77H121ZM128 78V77H127ZM146 78V77H145ZM144 78V79H145ZM148 78V77H147ZM163 78V79H164ZM192 78V77H191ZM197 78V79H198ZM217 78V77H216ZM224 78V77H223ZM257 78V77H256ZM35 79V78H34ZM133 79V78H132ZM135 79V78H134ZM137 79L138 80H140V78H138L137 77ZM180 79H181V77H180ZM183 79V78H182ZM196 79V78H195ZM218 79V78H217ZM236 79V78H235ZM234 79V80H235ZM264 79V78H263ZM59 80V79H58ZM114 80V79H113ZM120 80V79H119ZM123 80V79H122ZM141 80H143L142 79V77H141ZM140 80V81H141ZM150 80V79H149ZM152 80V79H151ZM167 80V78H165V80L164 81H166ZM168 80H169V78H168ZM171 80V79H170ZM185 80V79H184ZM237 80V79H236ZM246 80V79H245ZM257 80V79H256ZM16 81V80H15ZM15 81H13V82H15ZM31 81V80H30ZM32 81H34V80H32ZM51 81V80H50ZM50 81H49V83H50ZM59 81H61V80H59ZM126 81H127V79H126ZM125 81V82H126ZM135 81V80H134ZM134 81H133V83H134ZM146 81H147V79H146ZM160 81H161V79H160ZM175 81V80H174ZM177 81H178V79H177ZM176 81V82H177ZM188 81V80H187ZM197 81V80H196ZM221 81V80H220ZM228 81H230V80H228ZM1 82V81H0ZM19 82V81H18ZM28 84H29V82L28 81H26ZM116 82H117V80H116ZM124 82V81H123ZM130 82H131V80H130ZM130 82H129V85H130ZM138 82V81H137ZM145 82V80H143V83ZM154 82V81H153ZM158 82V81H157ZM157 82H155V83H157ZM163 82V81H162ZM168 82V81H167ZM186 82V81H185ZM214 82H216V81H214ZM257 82H258V80H257ZM264 82V81H263ZM2 83H3V81H2ZM1 83V84H2ZM48 83V84H49ZM52 83V82H51ZM50 83V84H51ZM169 83H170V81H169ZM174 83V82H173ZM172 83V84H173ZM177 83H179V82H177ZM213 83V82H212ZM253 83V82H252ZM16 84V83H15ZM19 84V83H18ZM31 84V83H30ZM34 84H36L35 82H34ZM39 84V83H38ZM54 84V83H53ZM57 84V83H56ZM119 84H120V82H119ZM122 84V83H121ZM120 84V85H121ZM124 84H126V83H124ZM123 84V85H124ZM141 84H142V82H141ZM141 84H139V87H140V85ZM147 84V83H146ZM154 84V83H153ZM160 84H163V83H160ZM171 84V83H170ZM171 84V85H172ZM194 84V83H193ZM215 84H217V82L216 83H214V85ZM228 84V83H227ZM235 84V83H234ZM237 84V83H236ZM242 84V83H241ZM9 85V84H8ZM11 85H13V84H11ZM17 85V84H16ZM21 85V84H20ZM55 85V84H54ZM53 85V86H54ZM59 85H61V84H59ZM58 85V86H59ZM116 85V84H115ZM123 85L121 86L122 88H123ZM129 85H128V87H129ZM134 85V84H133ZM150 85H151V82H150ZM156 85V84H155ZM157 85H159V84H157ZM156 85V86H157ZM204 85V84H203ZM212 85V84H211ZM223 85H225L226 86V84H222V86ZM233 85V84H232ZM238 85V84H237ZM2 86V85H1ZM15 86V85H14ZM22 86H23V84H22ZM55 86H57V85H55ZM112 86V85H111ZM110 86V87H111ZM132 86V85H131ZM149 86V85H148ZM162 86V85H161ZM166 86V85H165ZM230 86V85H229ZM3 87H4V85H3ZM2 87V88H3ZM16 87V86H15ZM26 87V86H25ZM31 87V86H30ZM34 87V86H33ZM61 87V86H60ZM120 87V88H121ZM136 87V86H135ZM152 87V86H151ZM159 87V86H158ZM163 87H164V85H163ZM162 87V88H163ZM167 87V86H166ZM170 87V86H169ZM176 87H178V86H176ZM175 87V89H177ZM180 87H181V85H180ZM194 87V86H193ZM227 87V86H226ZM239 87V86H238ZM254 87V86H253ZM256 87V86H255ZM262 86H260V88H261ZM27 88V87H26ZM26 88H25V90H26ZM137 88V87H136ZM136 88H135V90H136ZM207 88V87H206ZM225 88V87H224ZM223 88V89H224ZM233 88H234V86H233ZM259 88V89H260ZM263 88V87H262ZM15 89V88H14ZM113 89H114V87H113ZM112 89V90H113ZM116 89V88H115ZM138 89V88H137ZM165 89V88H164ZM173 89V88H172ZM180 89V88H179ZM214 89V88H213ZM238 89V88H237ZM237 89H235V91H237ZM241 89V88H240ZM259 89H255V90H257V92H258V90ZM3 90V89H2ZM30 90V89H29ZM40 90V89H39ZM118 89H116V91H117ZM120 91H122L121 89H119ZM119 90H118V92H119ZM161 90V89H160ZM160 90H159V92H160ZM170 90H171V88H170ZM206 90V89H205ZM221 91H222V89H220ZM233 90V89H232ZM246 90H248V89H246ZM254 90V89H253ZM16 91V90H15ZM22 91V90H21ZM32 91H33V89H32ZM116 91H113V92H116ZM123 91L125 92V90L123 89ZM153 91V90H152ZM156 91H158V90H156ZM155 91V92H156ZM162 91V90H161ZM175 91V90H174ZM178 91V90H177ZM198 91H200L199 89H198ZM224 91H225V89H224ZM223 91V92H224ZM240 91V90H239ZM260 91V90H259ZM261 91H262V89H261ZM6 92V91H5ZM13 92H14V90H13ZM135 92H137V90L135 91ZM167 92H168V90H167ZM166 92V93H167ZM172 92V91H171ZM204 93H207V92H205V91H203ZM212 92V91H211ZM223 92H221V93H223ZM234 92V91H233ZM256 92V93H257ZM3 93V95L5 94L4 92H2ZM10 93V92H9ZM16 93H17V91H16ZM23 93V92H22ZM126 93V92H125ZM150 93V92H149ZM157 93V92H156ZM165 93V94H166ZM177 93V92H176ZM214 93V92H213ZM231 93V92H230ZM237 93H238V91L236 92V95H237ZM241 93V92H240ZM245 93H246V91H245ZM259 93H263V92H259ZM12 94V93H11ZM32 94V93H31ZM36 94V93H35ZM38 94V93H37ZM128 94V93H127ZM126 94V95H127ZM151 94H153V93H151ZM162 95L164 94V93H161ZM175 94V93H174ZM210 94V93H209ZM226 94V93H225ZM232 94V93H231ZM243 94V93H242ZM248 94V93H247ZM2 95V94H1ZM2 95V96H3ZM18 95V94H17ZM40 95H41V93H40ZM39 95V96H40ZM114 95V94H113ZM158 95V94H157ZM178 95V94H177ZM181 95V94H180ZM192 95V94H191ZM204 95H206V94H204ZM221 95V94H220ZM229 95V94H228ZM239 95H241V94H238V97H239ZM6 96V95H5ZM10 96V95H9ZM12 96V95H11ZM14 96H16V94L14 95ZM13 96V97H14ZM34 96V95H33ZM42 96V95H41ZM115 96V95H114ZM148 96V95H147ZM164 96V95H163ZM163 96H161L160 95V98L161 97H163ZM170 95H168V99H169V101H170V99H171V97H169ZM201 96H202V94H201ZM210 96H212V95H210ZM246 96V95H245ZM43 97V96H42ZM41 97V98H42ZM118 97V96H117ZM122 97V96H121ZM154 97V96H153ZM165 97V96H164ZM178 96H176V98H177ZM230 97H231V95H230ZM234 97V96H233ZM256 97V96H255ZM23 98V97H22ZM116 98V97H115ZM119 98V97H118ZM124 98H126V97H124ZM148 98H149V96H148ZM152 98V97H151ZM199 98V97H198ZM211 98V97H210ZM209 98V99H210ZM214 98V97H213ZM228 98V97H227ZM9 99H10V97H9ZM14 99V98H13ZM109 99V98H108ZM111 99V98H110ZM122 99V98H121ZM155 99V98H154ZM166 99V98H165ZM164 98L162 99V102H163V100H164V102L166 101ZM172 99H173V97H172ZM175 99V98H174ZM180 99V98H179ZM179 99L177 100V101H179ZM184 99V98H183ZM197 99V98H196ZM214 99H216V98H214ZM233 99V98H232ZM240 99V98H239ZM111 100H113V99H111ZM115 100V99H114ZM150 100V99H149ZM153 100V99H152ZM152 100H150V102L152 101ZM158 100V99H157ZM203 100V99H202ZM212 100V99H211ZM236 100H237V98H236ZM102 101H104V100H102ZM107 101H109V100H107ZM117 101H118V99H117ZM120 101V100H119ZM122 101V100H121ZM120 101V102H121ZM173 101V100H172ZM176 101V100H175ZM183 101V100H182ZM194 101V100H193ZM216 101H218V100H216ZM215 101V102H216ZM227 101V100H226ZM229 101V100H228ZM239 101V100H238ZM247 101V100H246ZM115 102V101H114ZM114 102H113V104H114ZM153 102V101H152ZM160 102V101H159ZM158 102V103H159ZM187 102V101H186ZM188 102H190V101H188ZM206 102V101H205ZM212 102V101H211ZM214 102V103H215ZM230 102V101H229ZM104 103V102H103ZM107 104H108V102H106ZM147 103H148V101H147ZM167 103V102H166ZM170 103H171V101H170ZM173 103V102H172ZM180 103H182V102H180ZM184 103V102H183ZM228 103V102H227ZM234 103H236V102H234ZM233 103V104H234ZM248 103V102H247ZM254 103H255V101H254ZM109 104H110V102H109ZM112 104V103H111ZM168 104V103H167ZM207 104H209V102L207 103ZM207 104H204V105H202V106H204V107H207L208 108V105ZM229 104V103H228ZM239 104V103H238ZM249 104V103H248ZM103 105H105V104H103ZM102 105V106H103ZM115 105V104H114ZM119 105V104H118ZM117 105V106H118ZM121 105V104H120ZM119 105V106H120ZM124 105V104H123ZM146 105H148V104H146ZM145 105V106H146ZM156 106H157V104H155ZM161 105H163L162 103H161ZM171 105V104H170ZM174 105V104H173ZM175 105H176V103H175ZM181 105V104H180ZM191 105V104H190ZM226 105V104H225ZM235 105V104H234ZM261 105V104H260ZM259 105V106H260ZM109 106V105H108ZM116 106V107H117ZM122 106V105H121ZM153 106V105H152ZM165 106V105H164ZM178 106H179V104H178ZM187 106H188V104H187ZM191 106H193V109H195V108H197V107H195L194 108V105H191ZM197 106V105H196ZM212 106V105H211ZM215 106V105H214ZM230 106V105H229ZM256 106H257V103H256ZM262 106V105H261ZM111 107V106H110ZM113 107V106H112ZM124 107V106H123ZM158 107V106H157ZM169 107H171V106H169ZM185 107H186V105H185ZM189 107V106H188ZM213 107V106H212ZM226 107V106H225ZM104 108V107H103ZM105 108H106V106H105ZM122 108V107H121ZM145 108V107H144ZM151 108V107H150ZM156 108V107H155ZM155 108H154V110H155ZM160 108V107H159ZM162 108V107H161ZM165 108H167V107H165ZM176 109H177V106L175 107ZM179 108V107H178ZM182 108H183V106H182ZM190 108V107H189ZM192 108V107H191ZM217 108V107H216ZM216 108H214V109H216ZM232 108V107H231ZM262 108H263V106H262ZM109 109V108H108ZM153 109V108H152ZM157 109V108H156ZM170 109V108H169ZM181 109V108H180ZM179 109V110H180ZM111 111H112V109H110ZM110 110H108V111H110ZM158 110V109H157ZM156 110V111H157ZM178 110V109H177ZM176 110V111H177ZM198 110H200V109H198ZM208 110V109H207ZM211 110H213V109H211ZM210 109H209V111H211ZM115 111H117V110H115ZM150 111V110H149ZM167 111H168V109H167ZM171 111H172V108H171ZM182 111H185L184 109L182 110ZM190 111V110H189ZM253 111H254V109H253ZM258 111V110H257ZM113 112V111H112ZM118 112H121V110L120 111H118ZM173 112V111H172ZM187 112V111H186ZM191 112H193V110L191 111ZM199 112H201V111H199ZM229 112V111H228ZM157 113V112H156ZM173 113H175V112H173ZM206 113V112H205ZM205 113L203 114L204 116H205ZM225 113H226V110L224 109V108H217L216 110H214V111H211V112H209V114H210V116H208V119H210L209 121H212V123L213 122H216V120H220V117H222L223 115H225ZM236 113V112H235ZM110 114V113H109ZM113 114V113H112ZM115 114V113H114ZM118 114V113H117ZM122 114V113H121ZM161 114V113H160ZM165 114V113H164ZM169 114V113H168ZM167 114V115H168ZM187 114V113H186ZM194 114V113H193ZM201 114V113H200ZM228 114V113H227ZM245 114V113H244ZM124 115V114H123ZM175 115V114H174ZM189 115H190V113H189ZM197 115V114H196ZM199 115V114H198ZM242 115V114H241ZM249 115V114H248ZM108 116H110V115H108ZM122 116V115H121ZM155 116H157V114L155 115ZM161 116H163V115H161ZM168 116H170V115H168ZM172 116H173V114H172ZM178 116V115H177ZM180 116V115H179ZM187 116V115H186ZM191 116V115H190ZM202 116V115H201ZM204 116H202V118L204 117ZM151 117V116H150ZM167 117V116H166ZM184 117V116H183ZM237 117V116H236ZM235 117V118H236ZM260 117V116H259ZM109 118V117H108ZM113 118H115V117H113ZM120 118V117H119ZM147 118H149V117H147ZM174 118V117H173ZM177 118V117H176ZM181 118V117H180ZM207 118V117H206ZM206 118H204V119H206ZM92 119V118H91ZM110 119V118H109ZM123 119V118H122ZM149 119H151V118H149ZM154 119V118H153ZM168 119V118H167ZM21 120V119H20ZM28 120V119H27ZM30 120V119H29ZM107 121H108V119H106ZM140 120H142V119H140ZM154 120H156V119H154ZM173 120H175V119H173ZM172 120V121H173ZM177 120V119H176ZM181 120H182V118H181ZM190 120V119H189ZM207 120V119H206ZM205 120V121H206ZM237 120V119H236ZM240 120V119H239ZM238 120V121H239ZM263 120V119H262ZM34 121V120H33ZM106 121V122H107ZM178 121V120H177ZM176 121V122H177ZM194 120H192V122H193ZM221 121V120H220ZM230 121H231V119H230ZM105 122V121H104ZM103 122V123H104ZM152 122H154V121H152ZM169 122H170V120H169ZM183 122V121H182ZM198 122H199V120H198ZM21 123V122H20ZM29 123V122H28ZM144 123H145V125L147 124L145 121H144ZM161 123V122H160ZM159 123V124H160ZM181 123V122H180ZM194 123V122H193ZM202 123V122H201ZM208 123V122H207ZM218 123V122H217ZM225 123V122H224ZM239 123V122H238ZM22 124V123H21ZM150 124V123H149ZM158 124V123H157ZM157 124H156V126H157ZM165 124H167L166 122L164 123V125ZM195 124V123H194ZM210 124H211V122H210ZM221 124V123H220ZM237 124V123H236ZM163 124L162 125H160V126H164ZM203 125V124H202ZM215 125V124H214ZM224 125V124H223ZM226 125V124H225ZM153 126V125H152ZM159 126V127H160ZM167 126V125H166ZM165 126V127H166ZM170 126H171V124H170ZM182 126V125H181ZM198 126H200V125H198ZM210 126V125H209ZM216 126V125H215ZM222 126V125H221ZM221 126H219V129L221 128ZM231 126H232V124H231ZM234 126V125H233ZM237 126V125H236ZM238 126H239V124H238ZM142 128H143V126H141ZM145 127V126H144ZM154 127V126H153ZM180 127V126H179ZM185 127V126H184ZM183 127V128H184ZM240 127V126H239ZM252 127H254V126H252ZM251 127V128H252ZM25 128V127H24ZM23 128V129H24ZM140 128V127H139ZM161 128V127H160ZM159 128V129H160ZM212 128V127H211ZM263 128H264V126H263ZM262 128V129H263ZM22 129V130H23ZM27 129V128H26ZM145 129V128H144ZM153 129V128H152ZM158 129V128H157ZM174 129V128H173ZM176 129V128H175ZM204 129V128H203ZM208 129H209V127H208ZM218 129V130H219ZM230 129V128H229ZM154 130V129H153ZM205 130V129H204ZM213 130V129H212ZM237 130V129H236ZM251 130V129H250ZM253 130V129H252ZM140 131H141V129H140ZM147 131H148V127H147ZM176 131V130H175ZM180 131H182L181 129H180ZM197 131V130H196ZM208 131V130H207ZM206 131V132H207ZM221 131V130H220ZM246 131V130H245ZM249 131V130H248ZM149 132V131H148ZM147 132V133H148ZM155 132H156V130H155ZM159 132V134H160V137L162 138V139H160L159 138V140H157V139H155L153 142H152V140H151V142L152 143H150V145L149 146H147V150H146V154H147V161H144L145 163H144V166L143 167H141V169L139 170V172L140 173H146L147 172V170L149 169V171H148V173H147V181H145V182H148V184L150 185V187H151V189H150V191H144L143 192V195L142 196H137V198H135V196H134V206H135V208L138 210V212H139V217H137V215H136V217L138 218V220H139V223L141 224V226L143 227V228H145V229H148L149 230V221H150V219L149 218H151L150 216H149V213H150V206L148 205L150 202H151V197H153V198H157V199H159V200H165V198H166V194L168 195V193L166 192V189H167V186L169 185V183L172 181V179H175V174L183 167V164H185L184 162H185V160H186V158H187V156H188V154H189V152H190V150L193 148V146L195 145V146H199V147H203V146H208V145H210L211 147H212V149H213V151H211V153H210V155L208 156V158L207 159H213V161L214 160H216V158H218L217 156H218V154H219V152L217 151L218 150V147H215L214 145H213V142H214V140H215V137L213 136V137H209V138H207L206 140H202L201 139V141H199V142H196L195 141V139L190 135V134H188L187 132L185 133V134H183V133H177V134H172V133H170L169 132V130L168 129H166V128H162L160 131H158ZM205 132V133H206ZM212 132V131H211ZM216 132V131H215ZM217 133H218V131H217ZM226 133V132H225ZM235 133V132H234ZM144 134H146L145 132H144ZM143 134V135H144ZM152 133H150V135H151ZM154 134V133H153ZM195 134H197V133H195ZM211 134V133H210ZM216 134V133H215ZM227 134H229V132L227 131ZM233 134V133H232ZM256 134V133H255ZM258 134H259V132H258ZM140 135H142V134H140ZM143 135H142V137H143ZM202 135V134H201ZM205 135V134H204ZM219 135V134H218ZM238 135V134H237ZM264 135V134H263ZM152 136V135H151ZM154 137H155V135H153ZM198 136V135H197ZM229 136V135H228ZM233 136V135H232ZM241 136V135H240ZM245 136V135H244ZM249 136H250V134H249ZM252 136H253V134H252ZM144 137H146V136H144ZM143 137V138H144ZM149 137V136H148ZM158 137V136H157ZM199 137H201V136H199ZM226 137V136H225ZM235 137V136H234ZM151 138V137H150ZM156 138V137H155ZM262 138V137H261ZM239 139H241V138H239ZM258 139V138H257ZM256 139V140H257ZM251 140V139H250ZM263 140V139H262ZM143 141H144V139H143ZM246 141H248V140H246ZM259 141H260V139H259ZM138 142V141H137ZM147 142V141H146ZM225 142H227V141H225ZM239 142V141H238ZM138 143H140V142H138ZM247 143V142H246ZM245 143V144H246ZM148 144V143H147ZM146 144V145H147ZM254 144V143H253ZM260 143H258V145H259ZM264 144V143H263ZM24 145V144H23ZM22 145V146H23ZM26 145V144H25ZM136 145H138V144H136ZM135 145V146H136ZM257 145V146H258ZM19 146V145H18ZM17 146V147H18ZM33 146V145H32ZM229 146V145H228ZM234 146V145H233ZM250 146H252V144L250 145ZM263 146V145H262ZM25 146H23V148L22 149H25L24 148ZM137 147V146H136ZM220 147H221V145H220ZM264 147V146H263ZM19 148L21 149V147L19 146ZM30 148V147H29ZM139 148H140V146H139ZM210 148V147H209ZM249 148V147H248ZM247 148V149H248ZM254 148V147H253ZM259 148H260V146L257 148L256 147V151L257 150H259ZM19 149V150H20ZM217 149V150H216ZM230 149V148H229ZM263 149V148H262ZM139 150H141V149H139ZM235 150H236V148H235ZM242 150H243V148H242ZM23 151V150H22ZM25 151V150H24ZM27 151V150H26ZM137 151V150H136ZM196 151H199L198 153H200V150H197L196 149ZM205 151V150H204ZM210 151V150H209ZM239 151V150H238ZM256 151H255V153H256ZM264 151V150H263ZM139 152V151H138ZM143 151H141L140 153H142ZM193 152V151H192ZM260 152V151H259ZM144 153V152H143ZM191 153V152H190ZM205 152H203L202 154H204ZM221 153H222V151H221ZM234 153V152H233ZM262 154H263V152H261ZM28 153H26V155H27ZM31 154H32V152H31ZM207 154V153H206ZM241 154H242V151H241ZM240 154V155H241ZM254 153H252V156H254L253 155ZM33 155V154H32ZM138 155V154H137ZM190 155V154H189ZM198 155V154H197ZM201 155V154H200ZM220 155V154H219ZM243 155V154H242ZM251 155V154H250ZM249 155V156H250ZM144 156H145V154H144ZM143 156V158H144V160H145V157ZM205 156V155H204ZM248 156V157H249ZM256 156H258V154H256ZM25 157V156H24ZM133 157V156H132ZM131 157V158H132ZM190 157V156H189ZM194 157H196V155L194 156ZM220 157H221V155H220ZM255 157V156H254ZM254 157H253V159H252V157H251V159L252 160H254ZM199 158V157H198ZM257 158V157H256ZM262 158V157H261ZM29 159V158H28ZM221 160H222V157L220 158ZM248 159V158H247ZM259 159V158H258ZM257 159V160H258ZM24 160H27L26 158L25 159H23V161ZM31 160V159H30ZM131 160V159H130ZM129 160V161H130ZM153 160H156L160 165H162V166H156V167H152L151 169H150V167L152 166H150V162L151 161H153ZM189 160H190V158H189ZM193 160H194V158H193ZM202 160V159H201ZM231 160V159H230ZM248 160H250V158L248 159ZM247 160V161H248ZM252 160H250V161H252ZM264 160V159H263ZM262 160V161H263ZM28 161V160H27ZM136 161H137V159H136ZM135 161V162H136ZM139 161H140V159H139ZM142 161V160H141ZM191 161H192V159H191ZM246 161V160H245ZM259 161H260V159H259ZM26 162V161H25ZM134 162V161H133ZM135 162H134V164H135ZM190 162V161H189ZM188 162V163H189ZM218 162V161H217ZM225 162V161H224ZM237 162V161H236ZM29 163H31V162H29ZM44 163V162H43ZM128 163H130V162H128ZM131 163H132V161H131ZM193 163H194V161H193ZM192 163V164H193ZM199 163V162H198ZM204 163V162H203ZM211 163V162H210ZM213 163V162H212ZM219 163H220V161H219ZM222 163V162H221ZM247 163V162H246ZM26 164V163H25ZM38 164H39V162H38ZM127 164V163H126ZM134 164H132V165H134ZM141 164V163H140ZM187 164V163H186ZM196 164H197V162H196ZM200 164V163H199ZM202 164V163H201ZM224 164V163H223ZM254 164V163H253ZM261 164V163H260ZM264 164V163H263ZM262 164V165H263ZM31 165V164H30ZM40 165H42V163L40 164ZM39 165V166H40ZM128 165V164H127ZM127 165H125L126 167H127ZM136 165V164H135ZM155 165V164H154ZM189 165L192 167V165H191V163H189ZM214 165V164H213ZM217 165H219V164H217ZM231 165V164H230ZM248 165V164H247ZM251 165H252V163H251ZM250 165V167H252ZM28 166V165H27ZM129 166H131V165H129ZM142 166V165H141ZM196 166V165H195ZM194 165H193V167H195ZM209 166L210 165H208V162H206L205 163V165L202 167V172H207L208 171V169H209ZM254 166H255V164H254ZM25 167V166H24ZM29 167V166H28ZM33 167V166H32ZM124 167V166H123ZM125 167V168H126ZM134 167V166H133ZM133 167H130L131 169L133 168ZM197 167V166H196ZM214 167V166H213ZM222 167H224V166H222ZM231 167V166H230ZM229 167V168H230ZM259 167H261L260 165H259ZM27 168V167H26ZM29 168H31V167H29ZM217 168H218V166H217ZM244 168V167H243ZM248 168V167H247ZM263 168V167H262ZM39 169V168H38ZM37 169V170H38ZM185 169V168H184ZM192 169V168H191ZM198 169V168H197ZM201 169V168H200ZM210 169L211 170H215V169H212V166L210 167ZM220 169V168H219ZM225 169V168H224ZM254 169V171L256 170L255 169V167L253 168ZM260 169V168H259ZM22 170V169H21ZM35 170V169H34ZM40 170V169H39ZM125 170V169H124ZM127 170V169H126ZM133 170V169H132ZM135 170V169H134ZM199 170V169H198ZM228 170V169H227ZM227 170H225V171H227ZM233 170V169H232ZM239 170V169H238ZM238 170L236 169V172H238ZM262 170V169H261ZM23 171V170H22ZM22 171H20V172H22ZM28 170L26 169V171H24L25 173L27 172ZM31 170H29V172H30ZM33 171V170H32ZM136 171V170H135ZM135 171H134V173H135ZM219 171V170H218ZM221 171V170H220ZM223 171V170H222ZM231 171V170H230ZM257 171V170H256ZM264 171V170H263ZM37 172V171H36ZM43 172V171H42ZM45 172V171H44ZM43 172V173H44ZM121 172H123V171H121ZM125 172V171H124ZM137 172V171H136ZM181 172V171H180ZM186 172V171H185ZM260 172V171H259ZM31 173V172H30ZM34 173V172H33ZM133 172H132V174H134ZM183 173V172H182ZM181 173V174H182ZM195 173H197V172H195ZM194 173V174H195ZM214 173H215V171H214ZM224 173H226V172H224ZM233 173V172H232ZM261 173V172H260ZM12 174V173H11ZM15 174H17V171H16V173H14V175ZM35 174H37V173H35ZM40 174H42V173H40ZM120 174H122V173H120ZM125 174V173H124ZM126 174H128L127 172H126ZM130 174V173H129ZM137 174V173H136ZM235 174V173H234ZM13 175V174H12ZM30 175V174H29ZM29 175H27V176H29ZM45 175V174H44ZM123 175V174H122ZM144 175H146V174H144ZM200 175H202L203 176V174H200ZM216 175V174H215ZM220 175V174H219ZM222 175V174H221ZM225 175V174H224ZM239 175V174H238ZM258 175H259V173H258ZM257 175V176H258ZM19 177L21 176V173H19V175H18ZM23 176V175H22ZM22 176H21V178H22ZM42 175H40L39 177H41ZM46 176V175H45ZM125 176V175H124ZM177 176V175H176ZM186 176V175H185ZM185 176L183 177V179L185 178ZM213 176V175H212ZM226 176H227V174H226ZM231 176V175H230ZM233 176V175H232ZM253 176V175H252ZM256 176V175H255ZM16 177V176H15ZM33 176H31V178H32ZM34 177H37V175L36 176H34ZM141 177H146V176H141ZM174 177V178H173ZM181 177V176H180ZM187 177V176H186ZM220 177V176H219ZM243 177V176H242ZM263 177V176H262ZM18 178V177H17ZM38 178V177H37ZM119 178V177H118ZM179 178V177H178ZM188 178V177H187ZM190 178V177H189ZM191 178H192V176H191ZM196 179H198L197 177H195ZM202 179L203 178H205V176L204 177H201ZM209 178V177H208ZM217 178V177H216ZM222 178V177H221ZM223 178H225V177H223ZM241 178V177H240ZM248 178V177H247ZM246 178V179H247ZM257 178V177H256ZM261 178V177H260ZM260 178H257L258 180H260ZM19 179V178H18ZM17 179V180H18ZM24 179H26L25 177H24ZM35 179V178H34ZM46 179V178H45ZM121 179H122V177H121ZM127 177H125V181H126V183L125 182H123V183H125L126 185H127ZM129 179V178H128ZM186 179V178H185ZM194 179V178H193ZM218 179V178H217ZM226 179H228V178H226ZM235 179H237L236 177L234 178V180ZM239 179V178H238ZM257 179L255 180V181H257ZM14 180H15V178H14ZM37 180H40V179H37ZM43 180V179H42ZM115 180V179H114ZM143 180V179H142ZM141 180V181H142ZM177 180V179H176ZM180 180V179H179ZM203 180H205V179H203ZM213 180V179H212ZM215 180V179H214ZM230 180V179H229ZM32 181H33V179H32ZM35 181H36V179H35ZM46 181L48 182V180L46 179ZM129 181V180H128ZM138 181H140L139 179H138ZM137 181V182H138ZM174 181V180H173ZM187 181V180H186ZM189 181V180H188ZM200 181H202V180H200ZM217 181V180H216ZM18 182H19V180H18ZM21 182V181H20ZM26 182H27V179H26ZM26 182H25V185H26ZM39 182V181H38ZM47 182H46V184H47ZM131 182V181H130ZM193 182V181H192ZM196 182V181H195ZM208 182V181H207ZM206 181H205V183H207ZM220 182V181H219ZM224 183H225V181H223ZM238 182V181H237ZM253 182H254V179H253ZM261 182V181H260ZM22 183H24V180H23V182ZM22 183H19V184H22ZM29 182H27V184H28ZM36 183V182H35ZM115 183V182H114ZM120 183V182H119ZM132 183H134L133 181H132ZM132 183H131V186H133L132 185ZM173 183H175V182H173ZM184 183H186V182H184ZM199 183V182H198ZM231 183V182H230ZM234 183V182H233ZM240 183V182H239ZM242 183V182H241ZM245 183V182H244ZM248 183V182H247ZM255 183V182H254ZM257 183V182H256ZM262 183H264L263 181H262ZM38 184V183H37ZM45 184V185H46ZM129 184V183H128ZM147 184V183H146ZM180 184V183H179ZM186 184H188V183H186ZM185 184V185H186ZM201 184H203L202 182H201ZM209 184H210V181H209ZM229 184V183H228ZM235 184V183H234ZM251 184V183H250ZM249 184V185H250ZM18 185V184H17ZM33 185H36V184H33ZM43 183H42V187L41 188H43ZM120 185V184H119ZM142 185V184H141ZM145 185V184H144ZM174 185V184H173ZM182 185H183V183H182ZM204 185V184H203ZM216 185V184H215ZM214 185V186H215ZM246 185V184H245ZM264 185V184H263ZM19 186L21 187V185H18V187L17 188H19ZM30 186V185H29ZM31 186H32V184H31ZM31 186H30V190H29V192L32 190V188H31ZM39 186H41V184H39ZM110 186V185H109ZM116 186V185H115ZM121 186H123V185H121ZM136 186H137V184H136ZM178 186V185H177ZM198 187H199V184L197 185ZM230 186V185H229ZM233 186V185H232ZM237 186V185H236ZM247 187H248V185H246ZM245 186V187H246ZM16 187V186H15ZM15 187H14V189H15ZM125 187V186H124ZM124 187H122L123 189H124ZM129 186H127V188H128ZM188 187V186H187ZM204 187H206V185L204 186ZM209 187V186H208ZM212 187V186H211ZM223 187V186H222ZM251 187V186H250ZM258 187V186H257ZM22 188V187H21ZM25 188H29L28 186L27 187H25ZM122 188H120V190H122ZM172 188H173V186H172ZM183 188H185V187H183ZM182 188V189H183ZM233 188V187H232ZM235 188V187H234ZM242 188H243V186H242ZM36 189V188H35ZM34 188H33V190H35ZM39 189V191H40V188H38ZM109 189H110V187H109ZM130 189V188H129ZM137 189V188H136ZM147 189V188H146ZM168 189H170V188H168ZM192 189H194V188H192ZM209 189H211V188H209ZM225 189H226V187H225ZM225 189H223V190H225ZM237 189H238V187H237ZM239 189H240V187H239ZM258 189V188H257ZM18 190V189H17ZM42 190V189H41ZM171 190V189H170ZM177 190V189H176ZM207 190V189H206ZM205 190V191H206ZM212 190V189H211ZM221 190V189H220ZM229 190V189H228ZM244 190H246V189H244ZM247 190H249V189H247ZM253 190V189H252ZM259 190V189H258ZM14 191V190H13ZM27 191V190H26ZM37 191V190H36ZM112 191V190H111ZM125 191V190H124ZM173 191V190H172ZM184 191H185V189H184ZM202 191V190H201ZM217 191V190H216ZM215 191V192H216ZM256 191V190H255ZM255 191H253V192H255ZM261 191H263V189L261 190ZM31 192H33V191H31ZM109 192H110V190H109ZM108 192V193H109ZM113 192V191H112ZM119 192H121V191H119ZM126 192V191H125ZM181 192V191H180ZM186 192V191H185ZM191 192H193L192 190H191ZM191 192H190V194H191ZM198 191H196V193H197ZM202 192H204V191H202ZM202 192H201V195H202ZM219 192V191H218ZM226 192V191H225ZM225 192H224V195H225ZM249 192V191H248ZM251 192V191H250ZM15 193H16V191H15ZM23 193V192H22ZM40 193V192H39ZM117 193V192H116ZM172 193V197H170V207H169V205H167L168 206V208H170V211L172 212V214L173 213H176V212H178V210H179V207H181V205L182 206H184V207H186V209L187 208H190V207H192L190 204H189V202L188 201H185V200H183V198L181 199V195H179V193H178V191H174V192H171ZM196 193H194L195 195H192V196H196ZM212 193H214V192H212ZM229 193V192H228ZM238 193V192H237ZM242 193H243V190H242ZM17 194V193H16ZM20 194V193H19ZM26 194V193H25ZM25 194H22V195H25ZM28 194V193H27ZM180 194H182V192L180 193ZM185 194V193H184ZM187 194V193H186ZM193 194V193H192ZM244 194H247V193H244ZM259 194V193H258ZM257 194V195H258ZM261 194V193H260ZM30 195V194H29ZM120 195V194H119ZM122 195H124V194H122ZM131 195V194H130ZM187 195H189V194H187ZM198 195H199V193H198ZM207 195V194H206ZM215 195V194H214ZM253 195V194H252ZM251 195V196H252ZM254 195H256V194H254ZM6 196V195H5ZM20 196H21V194H20ZM112 196H114V195H112ZM117 196V195H116ZM127 196V195H126ZM171 196V195H170ZM189 196H191V195H189ZM203 196V195H202ZM208 196H209V194H208ZM226 196V195H225ZM241 195H239L238 197H240ZM8 197H10V196H8ZM18 197H19V195H18ZM22 197V196H21ZM31 197V196H30ZM96 197V196H95ZM101 197V196H100ZM115 197V196H114ZM129 197V196H128ZM204 197V196H203ZM214 197V196H213ZM249 197V196H248ZM253 197V196H252ZM27 198H28V196H27ZM26 198V199H27ZM97 198H98V196H97ZM105 198H106V196H105ZM112 198V197H111ZM116 198V197H115ZM192 198V197H191ZM194 198V197H193ZM228 198V197H227ZM229 198H231V197H229ZM243 198V197H242ZM241 198V199H242ZM256 198V197H255ZM260 198V197H259ZM9 199V198H8ZM12 199V198H11ZM14 199V198H13ZM23 199H25V198H23ZM25 199V200H26ZM95 199V198H94ZM101 199V198H100ZM109 199H110V197H109ZM119 199V198H118ZM126 199V198H125ZM129 199V198H128ZM133 199V198H132ZM187 199V198H186ZM201 199V198H200ZM212 199V198H211ZM225 199V198H224ZM237 199V198H236ZM240 199V198H239ZM245 199H247V197L245 198ZM254 199V198H253ZM5 200V199H4ZM33 200V199H32ZM36 200V199H35ZM34 200V201H35ZM91 200V199H90ZM108 200V199H107ZM106 200V201H107ZM111 200V199H110ZM109 200V201H110ZM116 200V199H115ZM121 199H119V201H120ZM188 200H189V198H188ZM191 200V199H190ZM221 200V199H220ZM255 200V199H254ZM253 200V201H254ZM1 201V200H0ZM7 201V200H6ZM131 201V202H132ZM203 201V200H202ZM223 201V200H222ZM239 201V200H238ZM256 201V200H255ZM259 201V200H258ZM1 202H4L3 201V199H2V201ZM9 202H10V199H9ZM9 202H6L7 204L9 203ZM17 202H18V200H17ZM32 202V201H31ZM36 202V201H35ZM51 202V201H50ZM49 201H48V203H50ZM104 202V201H103ZM118 202V201H117ZM123 202V201H122ZM122 202H120V203H122ZM125 202V201H124ZM158 202V201H157ZM198 202V201H197ZM209 202H211V201H209ZM219 202H221V201H219ZM227 202V201H226ZM232 202V201H231ZM230 202V203H231ZM237 202V201H236ZM245 202V201H244ZM23 203V202H22ZM27 203V201H25V204ZM34 203V202H33ZM88 203H89V201H88ZM87 203V205H89ZM93 203V202H92ZM91 203V204H92ZM96 203V202H95ZM125 203H127V202H125ZM160 204H161V202H159ZM194 203V202H193ZM229 203V202H228ZM227 203V204H228ZM241 203V202H240ZM246 203V202H245ZM249 203V202H248ZM256 203V202H255ZM254 203V204H255ZM262 203V202H261ZM14 204V203H13ZM28 204V203H27ZM25 205V206H28V205ZM35 204V203H34ZM38 204V203H37ZM91 204H90V206H91ZM97 204V203H96ZM107 204V203H106ZM109 204V203H108ZM114 204V203H113ZM117 204V203H116ZM133 204V203H132ZM192 204V203H191ZM196 204H198V203H196ZM196 204H194V205H196ZM214 204V203H213ZM217 204V203H216ZM226 204V205H227ZM2 205V204H1ZM0 205V206H1ZM9 205V204H8ZM22 206H23V208L22 209H24V204H21ZM41 205V204H40ZM39 205V206H40ZM53 205V204H52ZM51 205V208H53V206ZM112 205V204H111ZM111 205H107V206H111ZM117 205H119V204H117ZM122 205H124V204H122ZM202 205V204H201ZM209 205V204H208ZM215 205V204H214ZM219 205V204H218ZM220 205H223V204H220ZM232 205V204H231ZM240 205V204H239ZM245 205H247V204H245ZM256 205H257V203H256ZM3 206V205H2ZM5 206V205H4ZM10 206H12V208H13V205L11 204ZM21 206V207H22ZM30 206H31V203H30ZM35 206V205H34ZM38 206V207H39ZM43 206V205H42ZM48 206V205H47ZM89 206V207H90ZM106 205L104 204V206H103V208L105 207ZM116 206V205H115ZM129 206V205H128ZM161 206H163V204L161 205ZM213 206V205H212ZM216 206V205H215ZM235 206V205H234ZM241 206V205H240ZM257 206H259V205H257ZM7 207V206H6ZM19 207V206H18ZM33 206H31V208H32ZM48 207H50V206H48ZM47 207V208H48ZM86 207V206H85ZM99 207V206H98ZM100 207H102V206H100ZM112 207V206H111ZM110 207V208H111ZM200 207V206H199ZM204 207H206V206H204ZM223 207H225V206H223ZM239 207V206H238ZM7 208H11V207H7ZM34 208V207H33ZM32 208V209H33ZM87 209H89V210H91L92 212H93V210H92V207H91V209L90 208H88V207H86ZM94 208V207H93ZM112 208H114V207H112ZM119 208V207H118ZM124 210H125V205H124ZM131 208V207H130ZM134 208V209H135ZM159 208V207H158ZM165 208V207H164ZM202 208V207H201ZM232 207H230V209H231ZM243 208V207H242ZM250 208V207H249ZM248 208V209H249ZM254 208V207H253ZM258 208V207H257ZM22 209H21V211H22ZM26 209V208H25ZM24 209V210H25ZM28 209H29V206H28ZM41 209H44V208H41ZM83 209H84V207H83ZM95 209H96V207H95ZM109 209V208H108ZM126 209H128V208H126ZM131 209H133V208H131ZM165 209H167V208H165ZM196 209V208H195ZM194 209V210H195ZM203 209V208H202ZM220 209V208H219ZM228 209V208H227ZM234 209H236V208H234ZM239 209H240V207H239ZM245 209H246V206H245ZM259 209V208H258ZM257 209V210H258ZM1 210V209H0ZM16 210V209H15ZM35 210V209H34ZM33 210V211H34ZM38 210V209H37ZM57 210V209H56ZM55 210V211H56ZM85 210V209H84ZM109 210H111V209H109ZM114 210V209H113ZM122 210V209H121ZM130 210V209H129ZM184 210H185V208H184ZM222 210V209H221ZM250 210V209H249ZM10 210H8V212H9ZM18 211V210H17ZM20 211V212H21ZM29 211V210H28ZM44 211H46L45 209H44ZM53 211V210H52ZM75 211V210H74ZM101 211H103V210H101ZM120 211V210H119ZM158 211V210H157ZM163 211V210H162ZM220 211V210H219ZM228 211V210H227ZM233 211V210H232ZM240 211H241V209H240ZM259 211V210H258ZM261 211V210H260ZM5 212V211H4ZM6 212H7V210H6ZM14 212V211H13ZM23 212V211H22ZM24 212H26V211H24ZM30 212V211H29ZM36 212V211H35ZM41 212H43V211H41ZM46 212H48L49 213V211H46ZM45 212V213H46ZM88 212V211H87ZM114 212V211H113ZM130 212V211H129ZM155 212H156V210H155ZM181 212H184V211H181ZM185 212H188V210L186 211L185 210ZM191 212H193V211H191ZM196 212V211H195ZM221 212V211H220ZM226 212V211H225ZM238 212V211H237ZM242 212V211H241ZM252 212H254L253 210H252ZM1 213V212H0ZM17 213V212H16ZM27 213V212H26ZM25 213V214H26ZM38 213V212H37ZM45 213H44V215H45ZM57 213V212H56ZM60 213V212H59ZM58 213V214H59ZM75 212H73V214H74ZM79 213V212H78ZM82 213V212H81ZM80 213V214H81ZM105 213V212H104ZM106 213L108 214V212L106 211ZM119 214H120V212H118ZM127 213V212H126ZM126 213H124V214H126ZM131 213V212H130ZM153 213V212H152ZM170 213V212H169ZM180 213V212H179ZM210 213V212H209ZM215 213V212H214ZM218 213V212H217ZM215 214V215H217L216 217H219V215L221 216V213L218 215V214ZM229 213V212H228ZM250 213H251V211H250ZM260 213V212H259ZM261 213H263V212H261ZM14 213H11V218H12V215H13ZM21 214H23V213H20V215ZM30 214V213H29ZM33 214H34V212H33ZM50 214H52V212L50 213ZM91 214V213H90ZM103 214V213H102ZM106 214V215H107ZM110 214V213H109ZM111 214H112V212H111ZM136 214H137V212H136ZM165 214V213H164ZM167 214V213H166ZM202 214V213H201ZM225 214V213H224ZM230 214V213H229ZM236 215L238 214V213H235ZM255 214V213H254ZM2 215V214H1ZM9 215V214H8ZM18 215V214H17ZM17 215L16 214H14V216H16L17 217ZM28 215V214H27ZM26 215V216H27ZM34 215H38V214H34ZM34 215H33V217H34ZM46 215H47V217H48V214L46 213ZM53 215L54 216H56L57 214H54L53 213ZM61 215V214H60ZM78 215V214H77ZM89 215V214H88ZM105 215V216H106ZM153 215V214H152ZM200 215V214H199ZM209 215V214H208ZM223 215V214H222ZM226 215V214H225ZM261 215V214H260ZM259 215V216H260ZM263 215V214H262ZM22 216V215H21ZM28 216H30V215H28ZM43 215H41V217H42ZM71 216V215H70ZM76 215H74L73 217L74 218H76L75 217ZM87 216V215H86ZM116 216V215H115ZM130 216V215H129ZM132 216V215H131ZM128 217V218H132V217ZM149 216V217H148ZM159 215H157L156 217H158ZM183 216V215H182ZM184 216H186V215H184ZM183 216V217H184ZM196 215L194 214V217H195ZM227 217L229 216V215H226ZM232 216V215H231ZM249 216V215H248ZM3 217H6V215L4 214V216ZM8 217V216H7ZM35 217H37V219H38V216H35ZM34 217V218H35ZM44 217V216H43ZM107 217H108V215H107ZM113 217H114V215H113ZM118 217V216H117ZM127 217V216H126ZM152 217H154V216H152ZM163 217V216H162ZM168 217V216H167ZM173 217V216H172ZM181 217V216H180ZM191 217V216H190ZM197 217V216H196ZM223 217H225V216H223ZM234 217H236V216H234ZM240 217V216H239ZM250 217H252V216H250ZM14 218V217H13ZM18 218V217H17ZM17 218H15V219H17ZM20 218V217H19ZM26 218V217H25ZM32 217L30 216V219H31ZM33 218V220H35ZM46 218V217H45ZM79 218V217H78ZM109 218H110V216H109ZM119 218V217H118ZM160 218V217H159ZM231 218V217H230ZM246 218V217H245ZM249 218V217H248ZM255 218V217H254ZM259 218H261V217H259ZM1 219V218H0ZM3 219V218H2ZM1 219V220H2ZM9 219V218H8ZM14 219V220H15ZM29 219V218H28ZM27 218L25 219V220H28ZM68 219H70V218H68ZM81 219V218H80ZM125 219V218H124ZM162 219V218H161ZM161 219H160V223H163V222H161ZM188 219H193V217L192 218H189L188 217ZM200 219V218H199ZM205 219V218H204ZM222 219V218H221ZM236 219V218H235ZM242 219V218H241ZM240 219V220H241ZM253 219V218H252ZM262 219V218H261ZM5 220H7V219H5ZM13 220V221H14ZM20 220V219H19ZM24 220V219H23ZM65 220V219H64ZM64 220L63 221H61V222H64ZM67 220V219H66ZM65 220V221H66ZM73 220V219H72ZM77 220V219H76ZM79 220V219H78ZM77 220V221H78ZM85 220V219H84ZM83 220V221H84ZM111 220H112V218H111ZM121 220V219H120ZM126 220V219H125ZM152 220V219H151ZM153 220H154V218H153ZM215 220V219H214ZM217 220V219H216ZM222 220H224V219H222ZM239 220V219H238ZM255 220H257V219H255ZM260 220V219H259ZM8 221H10V220H7V222ZM49 221V220H48ZM48 221L46 222V223H48ZM60 221V220H59ZM68 221H71V220H68ZM75 221V220H74ZM113 221H114V219H113ZM131 221V220H130ZM164 221V220H163ZM167 221H169V220H167ZM186 221H187V218H186ZM195 221V220H194ZM213 221V220H212ZM233 221V220H232ZM232 221H230V222H232ZM243 221V220H242ZM241 221V222H242ZM249 221V223H250V221L251 220H248ZM258 221V220H257ZM19 222V221H18ZM17 222V223H18ZM28 222H31V221H27V225H30V224H28ZM36 222H38L37 220H35V225H36ZM43 223H44V221H42ZM50 222V221H49ZM76 222V221H75ZM138 222V221H137ZM154 222H156V221H154ZM153 222V223H154ZM165 222H166V220H165ZM190 222V221H189ZM188 222V223H189ZM198 222V221H197ZM217 222V221H216ZM215 222V223H216ZM0 223H1V221H0ZM21 223H23V222H21ZM84 223V222H83ZM82 222H81V224H83ZM126 223H128V222H126ZM131 223H132V221H131ZM138 223V224H139ZM152 223V222H151ZM152 223V224H153ZM159 223V222H158ZM187 223V222H186ZM193 223V222H192ZM195 224H196V222H194ZM206 222H204L203 224H205ZM227 223V222H226ZM236 223V222H235ZM249 223H247V224H249ZM251 223H252V221H251ZM256 223V222H255ZM258 223H260V221L258 222ZM3 224H4V222H3ZM8 224V223H7ZM10 224H13V222H11ZM19 224V223H18ZM25 224V225H26ZM38 224H39V222H38ZM52 224V223H51ZM54 224V223H53ZM61 224V223H60ZM59 224V225H60ZM64 224V223H63ZM80 224V225H81ZM124 224V223H123ZM133 224V223H132ZM139 224V225H140ZM156 224V223H155ZM168 224V223H167ZM183 224V223H182ZM200 224V223H199ZM208 224H213V223H208ZM218 224V223H217ZM222 224V223H221ZM228 224V223H227ZM226 224V225H227ZM233 224H234V222H233ZM232 224V225H233ZM243 224H245V223H243ZM9 225V224H8ZM25 225H23L24 227H25ZM26 225V226H27ZM32 225V224H31ZM34 225V224H33ZM34 225V226H35ZM43 225L44 224H40V227L41 228H43ZM72 225H75V224H72ZM72 225H69V226H72ZM80 225H79V227H80ZM111 225H113V224H111V221L110 220H108L107 218H105L104 217V215H101V214H98V215H90L89 217H87L86 218V220H85V224H84V226H83V228H76L75 227V230H73L72 231V233H71V235H70V237H69V241L72 243V244H74V250L76 251L77 250V253H78V251H79V254H80V256L82 257V258H86L87 260L90 258V257H92L93 258V263H91V264H105L106 263V261L108 260V258L109 257H111V253H115V264H123V262H125V257H127L128 255L127 254H130V251H131V249H132V247H133V241H135V244H137L136 243V241L137 240H135L134 238H133V235L132 234H134V233H131L130 231H124V230H117L118 231V233L116 234V235H114L113 237H108L107 235V237L108 238H102V240H101V242H99L98 244H96V241L100 238V236H102L101 234H102V232H104V231H108V232H110V230L112 229V227L113 226H111ZM116 225V224H115ZM114 225V226H115ZM126 225V224H125ZM157 225H159V224H157ZM165 226H166V224H164ZM180 225V224H179ZM216 225V224H215ZM219 225V224H218ZM234 225H237V223L236 224H234ZM246 225V224H245ZM254 225V224H253ZM257 225V224H256ZM10 227H11V225H9ZM14 226V225H13ZM12 226V227H13ZM22 225H21V227H23ZM38 226V225H37ZM45 226V225H44ZM55 226V225H54ZM57 226V225H56ZM122 226V225H121ZM121 226H119V227H121ZM151 226V225H150ZM164 226V227H165ZM169 226V225H168ZM172 226V225H171ZM188 226V225H187ZM197 226H198V224H197ZM196 226V227H197ZM212 226V225H211ZM223 226V225H222ZM228 226V225H227ZM240 226H242V224L240 225L239 224V227ZM252 226V225H251ZM258 226V225H257ZM256 226V227H257ZM261 225H259V227H260ZM6 227V226H5ZM30 227V226H29ZM32 227V226H31ZM48 227V226H47ZM49 227H50V225H49ZM52 227H53V225H52ZM51 227V228H52ZM58 227V226H57ZM68 227V226H67ZM129 227V226H128ZM134 227H136V226H134ZM153 227V226H152ZM155 227V226H154ZM153 227V228H154ZM160 227H161V224H160ZM173 227V226H172ZM183 227H184V225H183ZM203 228H201V230H203L204 229V226H202ZM226 227V226H225ZM236 227V226H235ZM255 227V226H254ZM15 228V227H14ZM34 228H36V226L34 227ZM49 229V230H52V229ZM65 228V227H64ZM70 228V227H69ZM130 228H132L131 227V224H130ZM140 228V227H139ZM159 228V227H158ZM168 228V227H167ZM180 228V227H179ZM222 228V227H221ZM7 229H8V226H7ZM17 229V228H16ZM15 229V231H16V233H17V235L19 234L18 233V230H16ZM22 229H24V228H22ZM31 229V228H30ZM44 229V228H43ZM47 229V228H46ZM56 229V228H55ZM66 229H68V228H66ZM65 229V230H66ZM124 229V228H123ZM152 229V228H151ZM150 229V230H151ZM157 229V228H156ZM156 229H153V232L154 231H156ZM159 229H161V228H159ZM170 229V228H169ZM174 229V228H173ZM212 229H213V227H212ZM212 229H210V230H208V231H210V234H211V232L213 231V232H215V230H212ZM216 229H218V228H216ZM219 229H220V226H219ZM218 229V230H219ZM223 229V228H222ZM233 229H235V228H233ZM232 229V230H233ZM244 229V228H243ZM242 229V230H243ZM245 229H247L248 230V226H247V228H245ZM252 229V228H251ZM255 229V228H254ZM260 229H261V227H260ZM260 229H259V231H260ZM1 230V229H0ZM3 230V229H2ZM8 230H10V228L8 229ZM11 230H13V228H11ZM11 230H10V232H11ZM25 230V229H24ZM27 230V229H26ZM25 230V231H26ZM62 230V229H61ZM68 230H70V229H68ZM114 229H112V231H113ZM134 230V229H133ZM163 230H165L164 228H163ZM172 230V229H171ZM190 230V229H189ZM194 230H196L195 229V227H194ZM198 230H199V227H198ZM226 230V229H225ZM237 230V229H236ZM239 230V229H238ZM241 230V229H240ZM247 230H246V232H247ZM250 230V229H249ZM258 230V229H257ZM262 230V229H261ZM6 231V230H5ZM14 231V232H15ZM22 231V230H21ZM28 231V230H27ZM35 231V230H34ZM37 231H38V229H37ZM41 231H42V229H41ZM54 231V230H53ZM52 231V232H53ZM136 231V230H135ZM143 231V230H142ZM170 231V230H169ZM173 231V230H172ZM175 231V230H174ZM223 231V230H222ZM228 231H229V229H228ZM253 231V230H252ZM258 231V232H259ZM2 232V231H1ZM24 231H22V233H23ZM55 232H57V231H55ZM55 232L54 233H52V234H54L55 235ZM70 232V231H69ZM186 232V231H185ZM205 232V231H204ZM235 232V231H234ZM233 232V233H234ZM254 232V231H253ZM253 232H251V233H253ZM9 233V232H8ZM28 233V232H27ZM111 233V232H110ZM141 233V232H140ZM163 233H164V231H163ZM170 233H172V232H170ZM206 233V232H205ZM205 233H203V235L205 236ZM216 233V232H215ZM218 233V232H217ZM217 233H216V235H217ZM224 233H226V232H224ZM240 233V232H239ZM264 233V232H263ZM10 234H12V233H10ZM10 234H8V235H10ZM29 234V233H28ZM49 234V233H48ZM176 234V233H175ZM191 234H193V233H191L190 232V235ZM209 233L207 234L208 236L210 235ZM237 234V233H236ZM248 234H250V232L248 233ZM2 235H4V233L2 234ZM12 235H15V234H12ZM21 235V234H20ZM25 236H26V233L24 234ZM60 235V234H59ZM67 235V234H66ZM112 235H113V233H112ZM141 235H142V233H141ZM164 235V234H163ZM173 235H174V233H173ZM195 235H197V237L196 236H194L195 237V239L196 238H198V234H196L195 233ZM222 235H223V233H222ZM229 235V234H228ZM243 235V234H242ZM245 236L247 235V234H244ZM0 236H1V234H0ZM11 236V235H10ZM21 236H23V234L21 235ZM50 236V235H49ZM53 236V235H52ZM58 236V235H57ZM61 236V235H60ZM64 236V235H63ZM111 236V235H110ZM135 236V235H134ZM145 236V235H144ZM162 236V235H161ZM160 236V234H159V237H161ZM169 236V235H168ZM168 236L166 237V238H168ZM175 236V235H174ZM178 236V235H177ZM207 236V237H208ZM212 236H213V238H214V235H213V233H212ZM212 236H211V238H212ZM232 236V235H231ZM260 236V235H259ZM2 237H4L3 238V240L6 238V237H8L7 235L6 236H2ZM1 237V238H2ZM15 237H17V236H15ZM28 237H30V236H28ZM56 237V236H55ZM157 237H158V235H157ZM163 237V236H162ZM170 237H173V236H171L170 235ZM179 237H180V234H179ZM185 237V236H184ZM189 237V236H188ZM216 237V236H215ZM236 237H238V236H236ZM240 237V236H239ZM248 237V236H247ZM250 237V236H249ZM0 238V239H1ZM14 238V237H13ZM19 238V237H18ZM18 238H15V239H18ZM27 238V237H26ZM68 238V237H67ZM164 238V237H163ZM165 238V239H166ZM177 238V237H176ZM210 238V237H209ZM212 238V239H213ZM7 239V238H6ZM11 239V238H10ZM9 239V240H10ZM15 239H11L12 241L13 240H15ZM21 239H22V237L20 238V242H18V243H21ZM30 239V238H29ZM28 239V240H29ZM56 239H58L57 237H56ZM63 239V238H62ZM145 239H146V237H145ZM150 239V238H149ZM148 239V240H149ZM172 239V238H171ZM173 239H174V237H173ZM186 239V238H185ZM193 239V238H192ZM194 239V240H195ZM198 239H200V237L198 238ZM202 239V238H201ZM231 239V238H230ZM235 239V238H234ZM237 239H239V238H237ZM242 239V238H241ZM257 239V238H256ZM263 239H264V236H263ZM139 240V239H138ZM162 240V239H161ZM176 240V239H175ZM178 240V239H177ZM182 240V239H181ZM187 240V239H186ZM188 240H189V238H188ZM197 240V239H196ZM206 240H209V239H206ZM243 240V239H242ZM2 241V240H1ZM5 241L6 240H4V241H2V243L4 242L5 243ZM22 241H24L23 239H22ZM29 241H31V240H29ZM163 241V240H162ZM180 241V240H179ZM191 241V240H190ZM200 241V240H199ZM211 241V240H210ZM215 241V240H214ZM237 241V240H236ZM248 241V240H247ZM251 241V240H250ZM32 242V241H31ZM56 242V241H55ZM144 242V241H143ZM143 242H141V243H143ZM165 242V241H164ZM163 242V243H164ZM166 242H167V240H166ZM173 243V247H174V241H172ZM196 242H198V240L196 241ZM201 242V241H200ZM203 242V241H202ZM221 242V241H220ZM219 242V243H220ZM245 242V241H244ZM249 242V241H248ZM262 242V241H261ZM261 242H260V244H261ZM264 242V241H263ZM6 243H7V241H6ZM15 243V241L13 242V244ZM29 243V242H28ZM57 243V242H56ZM61 243V242H60ZM62 243H63V241H62ZM146 243V242H145ZM161 243V242H160ZM175 243H177V241L175 242ZM186 243V245H187V242H185ZM192 243H195V242H192ZM218 243V244H219ZM222 243V242H221ZM226 243V242H225ZM243 243V242H242ZM247 243V242H246ZM1 244V243H0ZM8 244V243H7ZM10 244H12V243H10ZM17 244V243H16ZM24 243L22 242V245H23ZM30 244V243H29ZM71 244V245H72ZM152 244V243H151ZM150 244V245H151ZM158 244L159 243H157V246H158ZM162 244V243H161ZM160 244V245H161ZM164 244H166V243H164ZM164 244H162L163 246H164ZM199 244V243H198ZM198 244L196 243V245L198 246ZM202 244H204V243H202ZM201 244V245H202ZM207 245L209 244V243H206ZM206 244H205V246H206ZM214 243H212L211 245H213ZM245 244V243H244ZM259 244V243H258ZM263 244V243H262ZM6 245V244H5ZM32 245V244H31ZM61 245V244H60ZM63 245V244H62ZM67 245V244H66ZM144 245H146V244H144ZM143 245V246H144ZM155 245V244H154ZM167 245V244H166ZM169 245V244H168ZM171 245V244H170ZM177 246H178V244H176ZM180 245V244H179ZM183 245V244H182ZM188 245H190L189 244V242H188ZM200 245V244H199ZM214 245H217V244H214ZM242 245V244H241ZM247 245H249V244H247ZM1 246H2V244H1ZM3 246H4V244H3ZM3 246H2V248H3ZM21 246V245H20ZM20 246L18 247V248H20ZM57 246H58V244H57ZM148 246H149V244H148ZM162 246V247H163ZM192 246V244L190 245V247ZM204 245H202V247L201 248H206V247H203ZM220 246V245H219ZM218 245H217V249H218V247H219ZM221 246H223V245H221ZM229 246V245H228ZM231 246V245H230ZM246 246V245H245ZM245 246H243V247H245ZM250 246V245H249ZM7 247V246H6ZM6 247H4V248H6ZM14 247H16V246H14ZM22 247V246H21ZM54 247H56V246H54ZM58 247H60V246H58ZM57 247V248H58ZM151 247V246H150ZM150 247H147V249L148 248H150ZM161 247V246H160ZM159 247V248H160ZM172 247V248H173ZM176 247V246H175ZM184 247H186V246H184ZM213 247V246H212ZM223 247H225V246H223ZM242 247V246H241ZM253 247V246H252ZM251 247V248H252ZM264 247V246H263ZM8 248L9 247H7V249H5V250H8ZM152 248V247H151ZM183 248V247H182ZM198 248H199V246H198ZM197 248V249H198ZM214 248V247H213ZM213 248H211V249H213ZM221 248V247H220ZM228 248V247H227ZM240 248V247H239ZM249 248V247H248ZM256 248V247H255ZM260 248V247H259ZM262 248V247H261ZM22 249H23V247H22ZM54 249H56V248H54ZM60 249V248H59ZM135 249V248H134ZM134 249H132V250H134ZM186 249V248H185ZM188 249V251H189V249H190V252H191V248H187ZM193 249V248H192ZM195 249V248H194ZM197 249H196V251H197ZM200 249V248H199ZM207 249V248H206ZM205 249V250H206ZM215 249V248H214ZM213 249V250H214ZM231 249V248H230ZM229 249V250H230ZM253 249V248H252ZM264 249V248H263ZM4 250V249H3ZM61 250V249H60ZM60 250H56V251H60ZM67 250V249H66ZM138 250V249H137ZM152 250V249H151ZM153 250H155V249H153ZM167 250V249H166ZM169 250H170V248H169ZM181 251H182V249H180ZM201 250H203V249H201ZM212 250V251H213ZM216 250V249H215ZM246 250H247V248H246ZM248 250H250V249H248ZM262 250V249H261ZM9 251V250H8ZM12 251H13V249H12ZM22 251V250H21ZM54 251V250H53ZM62 251V250H61ZM145 251H146V249H145ZM195 251V252H196ZM204 251V250H203ZM203 251H202V253H203ZM217 251V250H216ZM227 251V250H226ZM231 251V250H230ZM235 251V250H234ZM239 251V250H238ZM258 251V250H257ZM1 252H3L2 250H1ZM20 252V251H19ZM18 252V253H19ZM63 252V251H62ZM133 252V251H132ZM147 252H149V249H148V251ZM160 252V251H159ZM159 252L157 253V254H159ZM178 252V251H177ZM183 252H185V250L183 249ZM182 252V253H183ZM199 252L201 253V251L199 250ZM205 252V251H204ZM214 252V251H213ZM232 252V251H231ZM254 253H257V252H255V251H253ZM252 252V253H253ZM259 252V251H258ZM260 252H262V251H260ZM6 253H9V252H6ZM6 253H5V255H6ZM13 253H14V251H13ZM21 253V252H20ZM58 253V252H57ZM77 253H71L70 251H65V254L67 255H69L68 257H70V259L69 260H71L70 262H72V263H76V254ZM113 253V254H114ZM139 253H140V251H139ZM142 253H144V252H142ZM151 253V252H150ZM164 253V251H162V254ZM166 253H167V251H166ZM172 253V252H171ZM174 253V252H173ZM187 254H188V252H186ZM185 253V254H186ZM199 253V254H200ZM239 253V252H238ZM246 253V252H245ZM249 253L251 254V252L249 251ZM11 254V253H10ZM15 254V253H14ZM13 254V255H14ZM21 254H23V253H21ZM149 254V253H148ZM154 254V253H153ZM168 254V253H167ZM167 254H165V256H167ZM175 254H176V252H175ZM180 254V253H179ZM192 254V253H191ZM195 254H197V253H194V255ZM204 254V253H203ZM211 254V253H210ZM210 254H209V256H210ZM213 254V253H212ZM222 254H223V251H222ZM241 254V253H240ZM240 254H239V257H240ZM248 254V253H247ZM3 255V254H2ZM8 255V254H7ZM53 255H54V252H53ZM57 255V254H56ZM131 255V254H130ZM133 255H134V253H133ZM133 255H131V259H132V256ZM138 255V254H137ZM137 255H135V256H137ZM145 255H147V253L146 254H144V255H142V256H144V258H143V260L145 259ZM152 255V254H151ZM164 255V254H163ZM163 255H161V256H163ZM174 255V254H173ZM206 255V254H205ZM205 255H204V257H205ZM208 255V254H207ZM207 255H206V257H207ZM214 255V254H213ZM226 255V254H225ZM228 255V254H227ZM233 255V254H232ZM243 255H244V252H243ZM253 255V254H252ZM257 255V254H256ZM262 255V254H261ZM263 255H264V253H263ZM263 255H262V257H263ZM55 256V255H54ZM54 256H53V258H54ZM65 256V255H64ZM154 256H155V254H154ZM153 256V257H154ZM160 256V255H159ZM159 256L157 255L156 257L157 258H159ZM186 257H187V255H185ZM184 256V257H185ZM188 256H189V254H188ZM193 258H195V256H193V255H191ZM200 256V255H199ZM215 256V255H214ZM217 256V255H216ZM230 256V255H229ZM234 257H237V256H235V255H233ZM249 256V255H248ZM7 257V256H6ZM25 257V256H24ZM23 257V258H24ZM58 257H59V254H58ZM138 257V256H137ZM147 257H149V256H147ZM152 257V258H153ZM155 257V258H156ZM168 257V256H167ZM176 257H178V255H176ZM190 257V256H189ZM203 257V256H202ZM212 257V256H211ZM226 257V256H225ZM231 257V256H230ZM239 257H237V258H239ZM252 257V256H251ZM253 257H255V256H253ZM261 257V258H262ZM19 258V257H18ZM43 259H41V260H43L44 261V257H42ZM49 258V257H48ZM129 258V257H128ZM139 258H141V256H139ZM151 258V259H152ZM174 258V257H173ZM180 258H181V256H180ZM179 258V259H180ZM191 258V257H190ZM201 258V257H200ZM218 258H220V257H218ZM243 258H245L244 256H243ZM264 258V257H263ZM25 259H27L26 257H25ZM50 259V258H49ZM48 259V260H49ZM65 259V258H64ZM67 259V258H66ZM65 259V260H66ZM131 259H129V261L131 260ZM147 259V258H146ZM166 259V258H165ZM179 259H178V261H177V263L179 262ZM192 259V258H191ZM207 259V258H206ZM205 259V260H206ZM229 259V258H228ZM248 259V258H247ZM255 259V258H254ZM257 259V258H256ZM260 259V258H259ZM59 260H61V258L59 259ZM68 260V261H69ZM78 260H80V259H78ZM170 260H171V258H170ZM187 260H188V258H187ZM190 260V259H189ZM193 260V259H192ZM213 260V259H212ZM224 260V259H223ZM226 260V259H225ZM258 260V259H257ZM261 260V259H260ZM259 260V261H260ZM81 261V260H80ZM83 261H84V259H83ZM89 261V260H88ZM134 261H136L135 260V258H134ZM138 261V260H137ZM136 261V262H137ZM147 261V260H146ZM146 261H144V262H146ZM149 261V260H148ZM151 261H153V262H160L159 264H163V262L161 263V261H158V259H157V261H156V259L155 260H151ZM163 261H164V259H163ZM174 261V260H173ZM185 261V260H184ZM194 261V260H193ZM192 261V262H193ZM203 261V260H202ZM215 261H216V259H215ZM217 261H218V259H217ZM241 261V260H240ZM243 261V260H242ZM241 261V262H242ZM45 262V261H44ZM58 262V261H57ZM56 262V263H57ZM67 262V261H66ZM85 262V261H84ZM108 262V261H107ZM126 262H128V260L126 261ZM136 262H134V263H136ZM166 262V261H165ZM164 262V263H165ZM183 262V261H182ZM181 262V263H182ZM188 262V261H187ZM207 262V261H206ZM212 262V261H211ZM214 262V261H213ZM219 262V261H218ZM220 262H221V260H220ZM231 262V261H230ZM21 263H24L23 261L21 262ZM25 263H26V261H25ZM59 263V262H58ZM129 263V262H128ZM147 263V262H146ZM169 263H170V261H169ZM185 263V262H184ZM190 263V262H189ZM189 263H187V264H189ZM216 263V262H215ZM229 263V262H228ZM255 263V262H254ZM14 264V263H13ZM16 264V263H15ZM37 264V263H36ZM39 264V263H38ZM48 264V263H47ZM53 264H55V263H53ZM60 264H62V263H60ZM70 264V263H69ZM109 264V263H108ZM111 264V263H110ZM131 264V263H130ZM138 264V263H137ZM155 264V263H154ZM171 264H173L172 262H171ZM194 264H195V262H194ZM198 264H200V262L198 263ZM202 264V263H201ZM204 264V263H203ZM207 264V263H206ZM211 264V263H210ZM217 264V263H216ZM220 264H222V263H220ZM227 264V263H226ZM237 264V263H236Z\"/></svg>",
  "mask_w": 264,
  "mask_h": 264
}]
</instances>
